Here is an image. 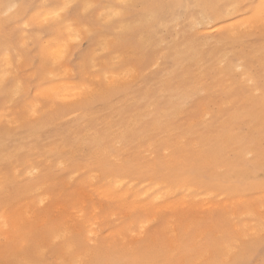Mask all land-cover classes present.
<instances>
[{
    "label": "bare ground",
    "instance_id": "bare-ground-1",
    "mask_svg": "<svg viewBox=\"0 0 264 264\" xmlns=\"http://www.w3.org/2000/svg\"><path fill=\"white\" fill-rule=\"evenodd\" d=\"M108 0H104V2L105 3H109L111 0H109V2H107ZM114 1V0H113ZM112 1V2H113ZM119 1V0H118ZM117 0H116V2H118ZM150 0H129V2L131 3V4H133V5H137V6H140V4L141 3H143V5L139 8V7H133L132 8V10H131V15H134V13L135 12H138L139 13V11H140V9H143V12L145 13L148 9H146L145 8V5H148V6H151V8H150V10H152V11H154L155 13H156V16L154 17V19H153V21L150 23L152 26H151V29L153 28V29H155V31L157 30L158 31V29H159V32H157V34H156V32L155 31H151V29H149L150 27L149 26H147L148 27V29H149V31L151 32V33H149V35L150 36H146V35H148V33L147 34H143L142 32V30H144L145 28H143L141 31L140 30H138V32H139V34L138 35H140L139 37H141V34L142 35H145L144 37L147 39L148 37L150 38V37H158V38H160V39H162L161 41H163V38H164V44H165V41H166V43H167V38H166V40H165V37H166V33H168L167 32V30H169L168 28V26L167 25H169V24H172L173 22V19H174V21L175 20H177V23H178V25L180 24L179 22L181 21L180 19H182L184 16H187V15H190V17H191V20H192V22H190L192 25H194L196 28L197 27H200V25L201 26H203L204 28H206L207 29V31L208 32H211V29H210V25H212V24H214L218 19H220V18H222V12H221V8H220V6L221 5H223V4H226V3H228L229 2V0H189V1H184V2H182V0H181V2L183 3V8L182 9H177V8H174V7H171V5H174L175 3H177V0H166L165 2H161V4L158 2V0L156 1V0H152V1H150ZM7 2V0H0V4H3V3H6ZM84 2L85 3H96V2H99V0H84ZM111 2V3H112ZM115 2V1H114ZM147 2V3H146ZM144 13H142L141 11H140V16L139 15H135V17L136 16H139L140 18H138V17H136V18H138L139 20H140V22L138 21V19H136L135 21H138V27H140L141 25H143V23H144V21H143V16H144ZM136 14V13H135ZM168 16H170L171 17V19H172V21L171 22H169V21H166V18L168 17ZM178 20H180V21H178ZM186 20H188V19H186ZM164 21H166V22H169V24L168 23H166L165 24V26H166V30H165V35L164 34H161V35H158V33L160 34L161 32H160V30H161V27H156V26H154V24L156 23V24H160V25H162V29H164L163 28V25H164ZM164 22V23H163ZM185 22V21H184ZM184 22H182V23H184ZM181 23V24H182ZM150 24H148V25H150ZM159 25V26H160ZM177 25V24H176ZM199 25V26H198ZM154 26V27H153ZM174 26H175V23H174ZM147 27H146V29H147ZM168 27V28H167ZM170 27H171V25H170ZM176 27V26H175ZM189 27H190V25H189ZM192 27V26H191ZM195 27H193L192 28V30L195 28ZM178 28V27H177ZM195 28V29H196ZM204 28H201L200 27V29H204ZM138 29H140V28H138ZM147 29V30H148ZM179 29H181V28H178V29H176L175 28V32H179L178 30ZM191 29V28H190ZM198 29V28H197ZM191 30V31H192ZM145 31V30H144ZM187 31V30H186ZM197 31V30H196ZM202 31V30H201ZM205 31L206 30H204V33H205ZM137 32V33H138ZM146 32V31H145ZM144 32V33H145ZM148 32V31H147ZM152 32H155V36H154V34H152ZM163 32V31H162ZM170 32V31H169ZM203 32V31H202ZM201 32V33H202ZM164 33V32H163ZM184 33V31H182V35L184 36V42L181 40V38L183 37H181L180 38V41H182L184 44H186L187 43V47L186 48H184V46H186V45H184L183 44V46H182V49L184 50V49H186L187 50V48H188V50L190 49V48H192L191 49V51H193V52H190V51H185L186 52V54L188 53H194V52H196V51H198V53L201 51V53H200V56L198 57V53H195V54H193V55H191L192 56V59H194L195 58V60H196V58L198 57L199 58V60L201 61L199 64H200V66L198 65V58H197V63H195L194 65L196 66V65H198L199 67H198V69H199V71H198V69L195 67V66H193L194 68H195V70H197L198 71V73L197 74H199L201 77H203L202 75H203V71H205V69L203 68V65H205V64H209L210 65V67L209 68H211V61L209 60V62L207 63V62H205V60H204V56L202 57V54H203V52H202V50L205 48V46H208V44H209V46H210V44H215V43H217V42H213L212 40V42L209 40V39H206V36L208 35H210L211 33H207V35L206 34H204V35H206L205 36V39H204V37H202V36H200V37H202L203 39H201L200 37H196L195 36V34H197V32L196 33H194V30H193V33H194V35L193 34H189V33H187V37H188V35H190V38L192 37V35L194 36V41L197 43L198 42V40H200L201 39V41L202 42H198L197 44H199L200 45V47H201V49L199 48V45H198V48H197V44L195 45L194 43V41H193V38L192 39H190L189 37V41H191V43H192V41H193V43L192 44H194V45H192L193 47H196L197 48V50H195V48L193 49V47H191V45H190V42L189 41H187L186 39H187V37L185 38V34H183ZM186 33V32H185ZM198 33H200V31L198 30ZM175 34H177V33H175ZM174 34V35H175ZM212 34H213V32H212ZM211 34V35H212ZM138 35L136 36V34L134 35L133 34V36H135V38H137L138 37ZM152 35V36H151ZM162 35H164V36H162ZM174 35L172 36L173 38H169V40H170V43H168V45L170 46L169 48H167V51H168V49L169 50H175L174 48H173V43L174 42H176L177 41V37H176V40H174ZM178 35H179V33H178ZM197 35H199V34H197ZM210 35V36H211ZM163 37V38H161V37ZM168 36V35H167ZM181 35H179V37H180ZM207 36V37H208ZM130 37H132V36H130ZM130 37H127V38H130ZM143 36L141 37V38H139V40L140 39H145ZM196 37V38H195ZM127 38H125V40L123 41L124 42V44H125V48H123L122 47V45H121V47H122V52H125L126 54H127V58L129 59H127L126 58V55H125V53H122L121 52V50H119V52L123 55V56H125L124 57V59H123V57H120V58H122V61L124 62L125 60H127L128 62H131V60H130V54L128 55V52H133V54L131 53V57H134V60H132V62L131 63H133L136 67V71L134 72V70H135V68L133 69V70H131V69H127V70H125L124 71V69L125 68H127V64H126V62H124L126 65H123V66H126V67H124V68H122V70H121V72L123 71V72H126V71H131L133 74H132V76H133V78H135V75H138L136 72H138V70H137V67H138V69H139V71H140V67H139V65H137V63L138 62H140V61H143L144 59H142V60H140V58L143 56V58H145V56H146V54H145V50L148 52H146L148 55L146 56L147 58L150 56V53H152V52H154V51H156V49H155V47L154 46H157L156 44H158V48L157 49H159V47L162 45L161 44V42H159L160 41V39H159V41H158V38H156V39H153V38H151V40L149 41V38H148V40H147V42L149 41L150 42V44H152L151 45V47L149 46L150 44H149V42H148V46H147V43L145 42V44H146V46L147 47H150V49L149 48H147L146 47V49L144 48L145 47V44H144V41H146V40H143V42H142V40H141V42H137V41H135L136 39H132V40H129V43L131 42L132 43V45L134 46V44H135V42H136V44L138 43H141V44H139V45H143L144 44V47H142L143 49H145V50H142V51H140V53H138V51H136V50H138V48L140 47V49H142L141 48V46H139L138 44L136 45V46H134L135 48L138 46V48L137 49H135L134 47H133V50H132V45H130V44H128V40L126 41V39ZM133 38V37H132ZM198 38V39H197ZM107 39V38H106ZM173 39V40H172ZM156 40L158 41V42H156ZM179 40V39H178ZM261 40V39H260ZM259 40V41H260ZM126 41V42H125ZM134 42V44H133V42ZM174 41V42H173ZM255 40H253V42H254ZM263 43H264V41L263 40H261ZM260 41V42H261ZM156 42V44H154ZM169 42V41H168ZM173 42V43H172ZM178 42V41H177ZM177 42H176V44H177ZM188 42H189V45H188ZM127 43V44H126ZM143 43V44H142ZM160 43V44H159ZM171 43H172V48H171ZM181 43V42H180ZM256 43L257 42H255V45H256ZM120 44H122V43H120ZM123 44V45H124ZM164 44L162 45V46H164ZM178 44H179V42H178ZM246 44H248V43H245V45ZM253 44V43H252ZM251 44V45H252ZM259 44V43H258ZM257 44V45H258ZM262 44V43H261ZM127 45V46H126ZM128 45H130V46H128ZM166 45V44H165ZM182 45V44H181ZM181 45H179V47L181 46ZM242 45V44H241ZM254 45V44H253ZM254 45V46H255ZM190 46V47H189ZM217 46V47H216ZM218 46H220L219 45V43H217V44H215V46H212V50H209L208 48H207V50H209L210 52H212V54H213V56H211L209 53L207 54V56H211L209 59H213L214 57H216L217 58V56H214V53H213V50L215 51V49H217L218 48ZM243 46V45H242ZM260 44L258 45V46H256L255 48H254V50L251 52V53H253L254 54V51H255V53L257 54H255L254 56H252V54L250 55V51H251V48L249 47V48H247V46H246V48L249 50H245V48H244V46L242 47V50L244 51L245 50V52L246 53H244V54H247V52L249 53V54H247L246 56H247V58H248V60L249 61H251L250 59H251V57H248V55H250V56H252L253 58L252 59H254V58H258V56L260 55L261 57V60L262 61H264V59H262L264 56L262 55V54H264V49L262 50V52H260L261 51V49L262 48H264V44L262 45V46H260ZM118 47L119 48H121L119 45H118ZM127 47V48H126ZM175 47V46H174ZM176 47H178V45H176ZM204 47V48H203ZM215 47V48H214ZM119 48H117V49H119ZM128 48H131L130 50L131 51H129V49ZM163 48V47H162ZM203 48V49H202ZM214 48V49H213ZM244 48V49H243ZM258 48H261V49H258ZM116 49V50H117ZM124 49H125V51H124ZM153 49H155V50H153ZM161 49V48H160ZM160 49L158 50L159 51V53L161 52H166L164 55H166V57L164 56V57H161V54H160V61L159 62H161L162 61V58H163V61H164V59L166 60V58H168L167 56H169V54H168V52L166 51V50H163V49H166V48H163V49H161V50H163V51H160ZM180 49H181V47H180ZM180 49H178V48H176V54H174L173 53V55L172 56H169V58L171 57V59H173V60H176L177 59V57L178 58H180L179 59V63L180 64H182L183 62L184 63H186V64H188V62H189V65L188 66H190L194 61L190 58V55H189V58H187V56H188V54L186 55V54H183V53H185L184 51H183V53H182V49L180 50ZM199 49V50H198ZM233 49H235V48H230L229 50H227L226 49V51L224 50V52L223 53H220L221 51H223V50H221V51H219V55H220V57H221V55L223 56V57H225L224 58V60H223V58H217L218 60H216L217 62H224L225 63V65H223V63H222V65H221V63L220 64H215L214 66H217L218 65V67L220 68V66L219 65H221L222 66V68L224 67V68H229V69H231V71L233 70V68H239V67H244V69H245V71H247L246 73L251 77V79H252V85H254V86H252V85H248V84H246L247 82L246 81H243V83H245L246 85H244L243 83H242V81L241 80H239V77H237V75H235V70L233 71V72H231L230 70H228V69H226V70H224V68L222 69H220V70H222L223 72L224 71H228L227 73H225L226 75H228V77H230V79H231V84H232V86H233V83L234 82H236V80H237V82L238 83H240V85L239 86H237V87H241V86H243V88L244 89H242V88H240L238 91H242V90H244L245 92H246V90L245 89H247L248 87H250L251 89L249 90V91H247L246 92V94L248 93V94H250V91H252L253 92V94L254 95H252V92H251V95L252 96H257V98H258V96L259 97H263V91H264V89L262 90V88H264V85H263V87H259V86H257V84H256V82H255V78L256 79H258V76H260L261 75V73H264V66L262 67L263 69L261 70V64L258 66V68L261 70V71H263V72H260L259 71V69L257 68V67H255V65L257 64V63H259V59L260 58H258V61L256 60L255 62H256V64H255V62H254V64L255 65H253V62L251 63V62H249L250 64H252L253 65V67H255L254 69H256L257 68V72L259 73H257V72H255V74L257 75V76H255V74H253L254 73V71L255 70H253V71H249V70H251V68L249 69V70H247L246 68H248V63H247V67H245V66H243V64L241 63L242 62V60L244 59V57H246L244 54V57H240V58H238L237 60L236 59H232V58H229L228 56H229V54L231 53V55H233L234 53H236L237 54V56L239 55L238 54V52L239 51H241L242 52V50H239V48H236L235 50H233ZM241 49V48H240ZM255 49H257V50H255ZM128 50V52H126ZM136 52H135V51ZM151 50L152 52H150L149 53V51ZM181 52H180V51ZM195 50V51H194ZM205 50V49H204ZM179 51V52H178ZM228 51H229V53H228ZM115 52H118V50L117 51H115ZM134 52H135V55H134ZM142 52H144L143 54H141ZM177 52H178V54H177ZM258 52L259 53H262V54H259L258 55ZM136 53H138V54H140V57L138 56V55H136ZM155 53V56H153L154 54H152V56H150L149 58H151V57H155V62H156V59H157V61H158V56L156 55V52H154ZM169 53H170V51H169ZM243 53V52H242ZM241 53V54H242ZM120 54V55H121ZM145 54V55H144ZM197 54V56H195L194 57V55H196ZM215 54H216V52H215ZM119 55V56H120ZM134 55V56H133ZM170 55H171V53H170ZM176 55H178L176 58H175V56ZM181 55V56H180ZM186 55V56H185ZM218 55V54H217ZM218 55V56H219ZM112 56V55H111ZM138 56V57H137ZM157 56V57H156ZM162 56H163V54H162ZM182 56H184V57H186L183 61L181 60V58H182ZM241 56V55H240ZM110 57V56H109ZM118 57V56H117ZM138 59V62H137V59ZM174 57V58H173ZM183 57V58H184ZM194 57V58H193ZM200 57H201V59H200ZM110 58H112V59H114V57H110ZM109 58V59H110ZM148 58V59H149ZM215 58V59H216ZM226 58H228V60L227 61H225V59ZM250 58V59H249ZM147 59V60H148ZM188 59H191L192 61H188ZM240 59H241V62H239L240 61ZM115 60L117 61V62H120V60L121 59H116V57H115ZM149 60H151V59H149ZM148 60V61H149ZM178 60V59H177ZM176 60V61H177ZM180 60H181V62H180ZM239 60V61H238ZM245 60V59H244ZM243 60V61H244ZM248 60L246 59V61L248 62ZM102 62H103V65H101L102 64V62L98 65V66H100L101 65V67L103 66V67H105V65L106 66H108V64L111 62V64L114 62L115 63V61L114 60H112L111 61V59H110V61H107L106 62V60H104L106 63H104V61L103 60H101ZM122 61H121V63H122ZM133 61H136V62H133ZM175 61V65H176V67H178L179 68V70L177 71V70H174V68H175V65H174V67H171V69L170 68H168V69H164V71L163 72H169V74L167 73H165L164 75H165V77L166 78H164L163 79V77H164V75L163 74H161L162 76V82H163V80H164V83H165V85H166V82L168 83V79H169V83L171 84V82L170 81H172V79H173V81H174V78H172L173 76L174 77H176L177 76V78L178 79H180V80H178L177 78L175 79L176 80V83L178 82L179 83V81H181V78H182V80L184 79V81L185 80H187L188 79V81H189V75L187 76V77H189V78H187L186 76L185 77H182L183 75H184V70L186 71V68H183V71H182V69L180 70V67L184 64H182V65H180L179 63H178V61L176 62ZM186 61V62H185ZM188 61V62H187ZM215 61V62H216ZM252 61H254V60H252ZM262 61H260V63L262 62ZM109 62V63H108ZM116 62V63H117ZM147 61H146V58H145V61H144V63L142 62V64H143V66L142 67H144L145 66V64L147 65L148 63H146ZM153 62V65H154V61H152ZM159 62H156L157 63V65H159L160 64V66L162 67L163 65H161L162 63H159ZM173 62V61H172ZM192 62V63H191ZM202 62H205L204 64L202 63ZM229 62V63H228ZM108 63V64H107ZM116 63L113 65L112 64V67L113 66H115L116 65ZM131 63H130V65H131ZM136 63V64H135ZM141 63V62H140ZM140 63H138V64H140ZM159 63V64H158ZM178 65H177V64ZM191 63V64H190ZM211 63V64H210ZM110 64V65H111ZM166 64V62L164 63V65ZM214 64V63H213ZM212 64V65H213ZM228 64H229V67H227L228 66ZM263 64H264V62H263ZM109 65V67H111ZM117 65H118V63H117ZM116 65V66H117ZM129 65V66H130ZM151 66H152V64H150ZM149 65V70H151V73H152V69H154L155 68V65L153 66V67H151ZM179 65H180V67H179ZM208 65V66H209ZM115 66V67H116ZM119 67L121 66V64L119 63V65H118ZM117 66V67H118ZM148 66V65H147ZM166 66V65H165ZM184 66H186L187 67V65H184ZM208 66L206 67V69L208 70L209 68H208ZM213 66V67H214ZM257 66V65H256ZM131 67V66H130ZM129 67V68H130ZM159 67V66H158ZM192 66H190L189 68H187V72H185V74L187 75V74H190V76L191 75H193V77L194 76H196L195 77V82L194 81H192L194 78H192V76H191V78H190V80L192 81V84L191 85H194L195 83H196V81H197V83L199 82L198 81V79H200L201 77H199V75H195V74H193V73H195V71H191L192 69L194 70V68H193ZM212 67V68H213ZM250 67V66H249ZM252 67V68H253ZM131 68H133V65H132V67ZM146 68V67H145ZM148 68H146L147 70H148ZM151 68V69H150ZM157 68V67H156ZM172 68H173V70L177 73H179L180 72V74L178 75H175V73H174V75H172L173 74V70H172ZM192 68V69H191ZM212 68L211 69H209L208 70V72H207V70H206V74H210L209 72H211V71H213L212 73L213 74H210L211 75V78L214 76V78L217 80L220 76H221V74L223 73H221L220 72V70L219 69H215L214 68V70H212ZM171 70L172 72H170V71H168V70ZM177 69V68H176ZM188 69L190 70V71H188ZM143 69H141V71H142ZM147 70H145L144 69V71L146 72ZM156 70H158V69H156ZM165 70H167V71H165ZM200 70H202V71H200ZM217 70H219V72L217 71ZM72 71H74V70H72L71 69V67H68V66H65L63 69H61V74L63 75V76H65V77H71L74 73L72 72ZM154 71V70H153ZM181 71L183 72V73H181ZM196 71V72H197ZM214 71H215V73H216V71L219 73V75H218V73H216L217 74V76H215L216 74L214 73ZM81 72H83V74L82 75H85L84 77L86 78L87 76H88V78H91V77H89V75H87L86 76V74H88L87 72H85L84 73V71H83V69H82V71ZM121 72H115V73H111L112 75H115V76H117V77H120V76H122L123 75V72L121 73ZM145 72H143L142 71V73L141 74H139L138 75V77H140L141 78V76H143L142 74H145ZM189 72H192V73H189ZM200 72V73H199ZM253 72V73H252ZM73 73V74H72ZM139 73V72H138ZM148 73V71L146 72V74ZM149 73H150V71H149ZM150 73V74H151ZM231 73H233L232 75H233V77H232V75H231ZM146 74H145V76H146ZM205 74V73H204ZM141 75V76H140ZM148 75V74H147ZM171 75H172V77H171ZM180 75H182L180 78H179V76ZM226 75L223 77L224 79H225V77H226ZM230 75V76H229ZM132 76H131V78H132ZM169 76V77H168ZM198 76V77H197ZM206 76V75H205ZM209 76V75H208ZM208 76H207V78H208ZM235 76V77H234ZM263 76H264V74H263ZM262 75L260 76V78H263L264 79V77H263ZM135 78L136 80H140L139 78ZM216 77H218V78H216ZM236 77H237V79H236ZM131 78H129L130 79V81H131ZM142 78H144V76L142 77ZM159 78H160V76H159ZM168 78V79H167ZM187 78V79H186ZM206 78V77H205ZM205 78H201V79H205ZM206 78V79H207ZM211 78H209V81H210V79ZM214 78H212V80L209 82V83H213L214 84V87H215V89L217 90V89H219V88H222V87H224V85L223 84H226L227 82H228V80L230 81V79L229 78H227V80L225 79H223V78H221V79H219V80H217V82H216V80H213ZM259 78V79H260ZM129 79H124V80H121L120 81V83H122V82H125V81H127V80H129ZM135 79H133V82H135L134 80ZM166 79V80H165ZM200 79V81H202ZM205 79V80H206ZM234 81H233V80ZM241 79H242V77H241ZM151 80H154V79H151ZM223 81L224 83H221L223 86L221 87H219V88H216L218 85H216V84H218V81H219V83L221 82V81ZM142 81V82H141ZM155 81H157V79L155 78ZM160 81V82H161ZM184 81H182V82H184ZM187 81V82H188ZM190 81V82H191ZM213 81V82H212ZM264 81V80H263ZM133 82H130L131 83V85L133 84V86H134V83ZM140 83H143L144 81L141 79L140 81H139ZM139 82H137V84L139 83ZM152 82V84L154 85V81H151ZM154 82V83H153ZM160 82H157V84H160ZM161 82V84H164V83H162ZM186 82V81H185ZM202 82H204V81H202ZM202 82L200 83L199 82V84H196V85H202V86H199V87H197L198 88V90H200V88H202V87H205V85L204 84H202ZM126 83V82H125ZM125 83H123L124 84V87H125ZM128 84H130L129 83V81L127 82ZM169 83H168V85H169ZM173 83V82H172ZM189 83V82H188ZM187 83V84H188ZM204 83H207V82H204ZM209 83L207 84L208 86H209ZM216 83V84H215ZM237 83V84H238ZM242 83V84H241ZM64 84H65V87H66V89L67 90H69V91H75V89H74V87H73V85L75 84L74 83V81H72V80H67V81H65L64 82ZM127 84V86H126V88L127 87H130L129 85ZM137 84H135V86H137ZM147 84V83H146ZM145 84V85H146ZM149 84H151V83H149ZM148 84V86H147V91H146V96H147V93L150 91V89H151V86L152 87H155V85L153 86V85H149ZM181 84H183V83H181ZM181 84H180V86H178L179 88H181ZM187 84H186V86H187ZM221 84H219V85H221ZM228 84L230 85V83H227L226 85H227V87L228 88H230L231 86H228ZM262 84H264V83H262ZM120 86V89L122 88V86L123 85H121V84H119ZM139 85V84H138ZM141 85V84H140ZM139 85V86H140ZM174 85H176L175 83H174ZM190 85V87L191 88H193V89H191V90H197L196 88H194L193 86H191ZM204 85V86H203ZM206 85V86H207ZM258 85H259V83H258ZM161 86H162V88H163V86L164 85H160V88H161ZM185 86V83L183 84V88L182 89H184V88H186V86ZM195 86V85H194ZM207 86V87H208ZM212 87H213V85H211ZM246 86V87H245ZM248 86V87H247ZM0 87H2V85H0ZM123 87V88H124ZM148 87H150V89L148 88ZM211 87V90L213 89ZM226 87V88H227ZM254 87V88H253ZM258 87V88H257ZM116 88H118V87H116ZM131 88V87H130ZM130 88H127L128 90H130ZM145 88V87H144ZM156 88V87H155ZM155 88H154V91H155ZM159 89L160 91H158V93H160L161 91V96L163 95L162 93L164 92V89L166 90V91H168L169 90V88L171 89V88H173V87H169V88H163V89ZM174 88H176V92H177V87L175 86ZM173 88V89H174ZM253 88V89H252ZM261 88V89H260ZM107 92H108V94H107V92L104 94V92L103 91H105V90H103V89H99L100 91H99V93H97V94H101L102 95V97L104 96V98H106L105 97V95L107 96V95H109V97H112V95H110V93L109 92H111V94L113 93V90L115 89H109V88H104ZM133 89H134V87H133ZM132 89V90H133ZM137 89H139V88H137ZM182 89H180L181 91H182ZM188 89H189V87H188ZM224 89H225V87H224ZM238 89V88H237ZM237 89H236V91H237ZM101 90H103L102 92H103V94H102V92H101ZM116 90H118V89H116ZM152 90H153V88H152ZM180 90H178V93H176V95H171V94H169L170 92L171 93H173L175 90H173V91H171V90H169V95L167 94L165 97H164V99L163 100H165L166 99V97H167V104L169 105V104H171V105H173V106H175V107H173V106H170L169 108L167 107H165L164 109L162 108L161 109V107L160 108H158L157 106H155V108L154 109H152V106H153V104L155 105L156 103H153L152 101H156L157 102V100L160 102V96H159V99H158V96H157V98H156V96L154 95V98L152 97V103L151 102H149L150 100H151V98H150V100L149 101H147L148 103L145 105L146 107L148 106V104L149 103H151V107H150V109H149V106L147 107V109H149L148 111L150 112V110L152 109V111L154 110V112H153V114L152 113H150V114H148V112L147 113H144V112H146V110L147 109H145L144 107H142V109H143V113H144V116H146L145 114H147V115H149V117H150V115H153L154 116V120H153V117L151 118L152 119V123H154V124H147V126L149 125L150 127H155V128H157V129H155L156 131H158L159 129V127H160V129L162 130V129H164V128H161V126L163 125V124H160L161 122H163V120L165 119V121L167 122H165L166 124H167V127H166V125H165V131L164 132H170L171 133V136H169L170 135V133H169V135L167 134V136H165V137H170V138H168V140L170 141V140H174L175 141V139H177V142L175 141V143H173V146L175 145V144H177V146H174V147H176L175 148V150H172V149H170V150H168L169 148H171V146L170 147H168V145L171 143L172 144V142H174V141H171L169 144H167V143H165V144H167V146L166 147H164V146H162V144H161V147H163L164 148V152L165 151H167V154L168 155H166V157H165V155H163V154H161V152L160 153H158L157 155H156V153H157V149H160V151H162L161 150V147L159 146V147H157V145L156 144H158V143H160V139L161 138H159L160 136L161 137H163V140H166V139H164V135L166 134H161L159 137L157 136V137H155V135L157 134H154V137L156 138V140L159 138V140H157V141H159L158 143H151L150 144V141L149 142H147V140H146V142L144 143V142H141V141H143V140H141V136H144V134L146 133L147 134V137H146V135H145V139L146 138H148V136H149V133H148V131H155L153 128L150 130V129H143V130H145V133L143 134V135H141L140 133H142V132H140L139 130H137L138 131V134H136V132H135V130L136 129H138L139 128V125H137V126H135L138 122L136 121V120H140V124H141V120H142V115H143V113H142V115H141V117H138L139 116V113L140 112H142L141 111V109H139L138 110V108H141V107H137V110L135 109H133V110H131V113H133V111H135V113L133 114V115H135L136 116V114H138L137 115V117L136 118H138V119H134L135 117L131 114V113H129L130 115V117H134L130 122H129V125L127 126V124H128V121L130 120H128L127 119V121H125L126 123H124V121H123V118H121L119 115H121L119 112H117V110L118 109H120L119 108V106H118V109H117V107L115 106V108H114V110H115V112H117L118 114H116V113H113L114 115H115V117H114V115H110L113 119H117L118 118V116L120 117V120H121V122L123 121V123H120V120H119V123H118V125L117 124H115L114 122V120L112 121L111 119H109V118H106V116H108V114H106V113H103L102 114V112H103V105H102V108H101V113L99 112L100 110V108H98V112L101 114V116H99V117H96V121H97V125H98V120H100V122H102L101 120H103V119H100V118H106L105 119V121L107 122L108 120L107 119H109V124H108V122L106 123H102V124H108L107 126L109 127V132L107 133L106 131H105V134H104V136L105 135H107V137H108V134H109V138L111 137L110 136V131L112 130V135H114L115 133L116 134H118V135H114V138L116 139V141H118V143L119 144H125V146H123V148H125V149H123V148H121L122 146H120V148H118L119 146L117 145V148L115 149V147L113 146L114 145V143L116 142H113V140H111V139H114V138H111L110 140L113 142V145H111L110 147L111 148H108V146L107 145H109V144H107L106 145V143H108V142H105V146L103 145V139H104V137H103V135H100L99 134V132H98V130H96V129H98V128H96V127H91L90 128V126H88V127H86L87 129L88 128H90V130H93V131H91V132H97V133H94L95 135H93V134H91V132H89L88 133V135H85L84 134V132L87 130V129H84V130H82L81 131V129H80V132L82 133V135H81V133H80V135H79V133H78V135H76V137L78 136V138H77V140H76V138H75V136H74V134L76 133V131H79V129L78 128H81V127H79V126H82L81 124H83V126L85 127V122L87 123V119H91L92 117H93V115H97V108H96V110H94L93 108H91V107H89V108H91V109H89V114H87L88 116L90 115V113H93L92 112V110H94V114H92L89 118H86V121H85V119H84V117H86L87 115L85 114V113H82V111H83V109H81L82 111L81 112H79L78 113V110H80V107L79 108H77L78 106H80V105H82L81 107H83V103H81V104H79V105H77V104H75L76 106H74V105H71L70 104V106H68V107H75L76 108V111H77V114L76 113H74V114H76V115H78V114H80V113H82V114H84V115H86V116H84L83 115V117H79L80 119H83L84 121H82L81 122V120H79L80 121V125H78V123L76 124L77 125V127H75V128H77L76 130L73 128V130H74V133H73V136H74V138H75V142L74 141H72V143H71V141H70V143L72 144L71 145V147L69 146V144H68V146L69 147H67L66 145H63V143L65 142V141H63V137H64V135L65 134H67V133H65V134H63V137L61 136V138L60 139H62V142H60L59 140H58V138H57V143L59 142V143H61L62 145H60L59 144V146L58 147H56L55 145H58L56 142H55V145H53V146H55V147H50V144H48L49 145V148L48 147H46V145H44V147H45V149L46 148H48V149H46V150H42V152L43 151H45V154L44 153H41V148L39 149V152H38V148H37V146H35L37 149H34V147L33 148H30V145H32V144H30L29 145V148L30 149H28V147H24V144H23V142L20 144V143H18L17 141H19L20 142V140H22V139H24L25 140V138H26V134H30V132L32 133V134H30L31 136L33 135V133L35 132V131H39L40 129H36L37 127L38 128H40V127H42L43 125H46V124H44L43 122H47L48 121V123H49V126H48V129H50L49 127H50V121L46 118V120L44 121L43 120V118H45V115H47L48 113H50V112H54L55 113V111H53V110H50V111H48V113H47V111H46V113L47 114H44V115H42L43 117H42V122H39L38 120H39V118H37L38 120H31V126H32V124H33V122H36V123H38V124H36V125H40V127L39 126H36L35 124H34V126L36 127V128H32L33 130H35L34 132H33V130L31 129H27V130H29L28 132H22L23 134H25V135H23V134H20L19 132L20 131H18L17 129H15V128H19V129H23V127L21 126V125H23V124H21L20 126H19V124L20 123H24V126H25V124H26V126H25V128L27 127V124H30V122L28 121H26V123H25V120H19L18 122H19V124H18V122L13 126V123H15L16 122V117L18 116V114H20L21 112V110H22V108H21V110H20V108H19V106H18V109L17 108H15L14 107V105L16 106V104H11V109L9 108V106H10V103H9V101L10 102H13V101H15L14 100V98H12V97H10L11 99L10 100H4V101H7L6 103H4V101H2L0 104H2V105H0V117L1 118H3V117H5L6 116V114H3V111L2 110H4L3 108H6L4 111L6 112V110H7V108H8V110H9V113H11L10 111H12L13 109L12 108H15V110H14V112H19V113H16V114H13L14 112H12L11 114L14 116H12V120H11V122H9L7 119H5L7 122H8V124H7V122L5 121V120H3V121H5L4 123H2V121H1V123H0V125H1V130H0V133L1 134H3V133H6V130H5V128H6V126H8L9 125V127L10 128H13V129H15L16 130V132L18 131V133L22 136H25L24 138L23 137H20V140H19V138H18V140H16V141H14L16 144H20V145H15V147L13 146H8V144H7V140L8 139H6L5 140V138H4V136L3 135H5V134H3V135H0V136H2V137H0V195L1 196H7L8 197V194L10 193V190H11V188H13L14 186L15 187H17V192H19L18 191V189H21L22 191H24V193H29V194H22L21 192H19V193H21L22 195H24L25 197H24V199H22V200H18V206L16 205V203L14 204V205H11V203H10V201L11 202H13L14 201V198L13 199H11V197H10V201H9V197H8V200L7 201H9V203L8 202H6L5 201V204H4V202H3V200H4V197L2 198V199H0L1 201H0V204H1V202H3V206H0V264H35V262H37V261H45L46 262V264H55V262L57 261V260H59V259H61V258H63V259H65V260H68V259H71L72 257L68 254V251H67V249H68V245L65 243V242H63V241H60V242H57L56 240H55V235H54V233H55V231L56 230H58V229H60V228H63V227H68L69 228V230L71 231V233L73 234V237H75V239H73L72 241H71V247H72V249H73V252L76 254V255H82V256H84L86 259H87V261H88V264H171V261H169V262H166V261H163V260H160V258L162 257L161 255V253L159 252L160 250H158V248H157V244H158V240H157V237H156V235L159 233V234H161V233H163L162 235H159V237L160 236H162L163 238L166 236L164 233H166L167 235H168V239H167V237H165L164 239H162V237H160L162 240H164L163 242H166V241H168V240H170L168 243L169 244H172L173 246L171 247V245L169 246L170 247V249H168L167 247H166V251L164 252V254H166V256L168 257V259H172V258H174L175 256L176 257H181L180 259L182 260V258L183 259H185V257H187V256H189V253H192L190 256H193L194 258H196V259H194V261L192 260V262L191 263H188L187 262V264H218V260H219V258H220V256H221V252H222V247H223V243H224V241L226 240V239H234V238H236V237H233V234L231 233V231H234V229H236V231H237V233H239V235L242 237V236H244L245 235V233L249 230V229H252V228H255V230L257 231V233L259 232V230H260V225L262 224V223H264V201H263V199H261L262 198V196L260 195V194H264V192H262V191H264V180H262V181H259V182H257V183H255L254 185L257 187L256 188V190H260L259 191V193L260 194H257V195H254V193L252 194V195H249L250 197L252 196V200H251V198L249 199V196H247V198H246V196L245 195H239L240 197H241V199H239L240 197L237 195V202L235 201V199H232L233 197L234 198H236L235 196H236V194L235 195H232V194H234V193H237V194H239L240 193V191H242V188H244L243 187V185H245L246 183H247V179L246 178H248V176H250L251 175V177H253V175L251 174V173H253V172H255L254 171V169H252V168H250V167H247V166H242L241 164H239V166L238 165H236V160H235V157H236V153H235V156L233 157L234 158V160L232 159V158H230L229 157V155H227L230 151L228 150V153H226V155H224V154H222L223 153V151H224V153H225V149L223 150L222 149V147H226V148H229L230 149V147H228V145L230 146L231 144H233V145H231V147H233L234 146V144H235V146L234 147H236V148H234L236 151H238L240 154H239V156H237V158L238 159H240V157H242V156H246V154H247V156H249L247 159H249V160H251V158L252 159H256V161H257V164L259 165V166H264V147H260L261 149H258V147H257V143L259 142V140L261 139V137L262 136H264V130L262 131L263 133H261L260 135L261 136H259V137H257L256 138V136H258V133H259V131H260V129H259V127L262 125V124H264V97L262 98V99H260V100H257L256 99V97L254 98V101L252 100H250L251 101V103H253V102H255V100H257L256 101V105L255 106H257L256 108H255V106L254 105H252L253 106V112L252 111H250L249 112V110H250V108H252L251 106L250 107H248L251 103H248V105L246 106L245 104H243L242 106L240 105V104H242L243 102H241L240 101V103H238L239 101H237L236 102V100H238V98H243L244 99V96L246 95H243V93H244V91H242L243 93H241L242 95H243V97H242V95H240L239 93L240 92H238L237 91V93H236V95H239V96H235L234 95V97H237V99H234V100H232L231 98L233 97V96H229L228 95V93H227V91H226V93H227V95L229 96V98L227 97V99H229V100H231L232 101V103L231 104H233L234 103V101L236 102V104H239V106H238V108H237V105H234V106H236V110H237V112H238V109L239 108H245V109H247L246 107H248V110H246L247 111V113L245 112L244 113V111H242V114L244 113V115L246 114H248L249 115V113H251L252 112V114L253 115H251L252 116V119H254V121L253 122H256L255 124H257L258 122H261V123H258L260 126L259 127H257V128H254V126H255V124H252L253 122H251V118H250V115H249V117H248V115L246 116L245 115V118L246 117H248L249 119V123H251L252 125H254L253 126V129L254 130H256L255 132H257V129L259 130L258 131V133H254L256 136H255V138L256 139H259L258 140V142L257 143H255V141L254 142H251V143H249V142H247V146H245L246 145V143L244 144V146H243V144H242V141L244 140V138L243 139H240V138H242V136L241 135H243L242 133L240 134V130H241V128L240 127H238V126H240V125H238V124H240L242 121H239L238 123H236V125H237V129L239 128V130H235V133H239V135H237V134H235L234 132H231V130L230 129H232V127H227V128H229V129H224L225 131H223V132H225V133H223L222 134V130H219V132L221 131V134H219V135H224L225 134V137L226 136H228V135H226V133L228 134V132H227V130L229 131L230 130V133H232V134H229V136L228 137H223V138H225V140H226V146H225V141H224V143H222V144H224V145H222V146H220L221 145V143L219 142L220 140L219 139H221L220 137H219V139H218V137H215L216 136V133L215 132H217V131H213V133H215V135H212L211 134V132H212V130L211 129H215V125L218 123L219 125H217L218 127H219V129H222V128H220V126H222L223 128H226V127H224L222 124H220V120H221V118L219 119L218 118V116H217V118L219 119V120H217V118H215L214 117V119H216V123L214 122V120H212V122L214 123L213 125H210V126H213V127H206V128H208L209 130H207V132H208V134L210 133L212 136H209L208 137V139H204L203 137H205L206 135H207V133H206V135H205V133L204 132H206V131H204V132H201L200 134H202V133H204V136L202 137V135H201V137H202V142H201V137H198V139L200 140L198 143L196 142V141H194V137L192 138V136H190V135H188L186 138L188 139V141L186 140V138L184 137V136H182L183 134L182 133H180V134H182V135H177L176 136V138L174 139V133H177L178 131L176 130V128H177V126L176 125H178L177 123L179 122V120H181L180 118H182V117H184V118H189L190 116L192 117H190L191 118V120L190 119H183L186 123H188L189 122V124H191L190 123V121H192L193 120V118L196 120V118H195V115L193 114V113H195V111H197L199 108H201L202 110H203V114H204V116H208V114L209 115H211L210 113H209V111L207 110V109H209V106H208V103L206 102V104H207V106L205 105V104H203V103H205L204 101H207L208 100V102L210 103H212V101H213V103H212V105L216 102V99H215V101H214V98H217V96L215 95L214 96V93H213V95H211V91H209V94L211 95V99H212V97L214 96V98H213V100H209L210 98V96L209 95H206L205 93H208V92H204L203 93V95H206V97H208V99L207 100H205L204 99V96H201V94L200 95H197V96H200V99L202 100H204V101H201V106L202 107H200V106H198L197 104H195V105H197V107H199L198 109L196 108V109H194V107H193V110H195V111H191V109H192V107L189 109V108H186L188 111H191V113L190 112H187L188 114V116H186L185 114H183V115H185V116H180L179 117V120H178V117L177 118H175V121L174 122H176V119H177V123H174V122H172L171 121V119L170 118H172V117H174V116H172V115H170V114H173V113H177L178 114V112L177 111H179V109H181V108H179V104H181V103H179V101H181V99H182V97L180 96L181 94H182V92L184 93V91L186 92V90L187 89H185L184 91H180ZM190 90V89H189ZM188 90V91H189ZM202 90H204V89H201L200 90V92H202ZM223 90V89H222ZM259 90H261V91H259ZM98 91V90H97ZM141 91V90H140ZM154 91H150L151 93H155L156 95L158 94V93H156V92H154ZM207 91V90H206ZM229 91V90H228ZM233 91H235V88H233ZM232 90H231V92L232 93H235V92H233ZM258 91V92H257ZM101 92V93H100ZM126 92V91H125ZM137 92H139V91H137ZM179 92L181 93V94H179ZM194 93H193V95L191 94V95H189L188 96V94L189 93H186L187 94V96L188 97H192V96H196V91H193ZM200 92H198L197 91V94L198 93H200ZM212 92H213V90H212ZM218 92V91H217ZM223 92H224V90H223ZM259 94H257V93ZM259 92H262L263 94H261L260 95V93ZM124 93V92H123ZM127 93H128V95L130 94L129 93V91H127ZM166 93V92H165ZM164 93V94H165ZM192 93V92H191ZM125 94V93H124ZM133 94V93H132ZM132 94H130L129 96H132ZM134 94H136V98H137V93H134ZM133 94V95H134ZM185 93L184 94H182V96L184 95H186ZM220 94H222V92L220 91ZM219 93L217 94V95H220ZM257 94V95H256ZM114 95H115V93H114ZM127 95V94H126ZM126 95H124V98H122L123 100L121 101H119V102H123L124 104L126 103V102H128L127 100H130L129 101V103L131 104V99H126L125 101H124V99H125V97H126ZM145 95H143L142 94V96L140 95V97H139V99L140 100H136V98L133 96V99H135L138 103H140V101L142 100V98L144 99L146 96ZM224 95V96H223ZM222 96L223 97H226L227 95H225V93L223 94ZM250 95V97H248V95H246L245 96V100H248L247 99V97L249 98V99H253V98H251L252 96ZM96 96V95H95ZM100 96V95H99ZM117 96H119V95H117ZM120 96H123V94L121 95L120 94ZM128 96V97H129ZM143 96H145V97H143ZM168 96H171L172 98H174V97H176L175 99H173V101H172V99H171V97H169L170 99H169V101H170V103H169V101H168ZM174 96V97H173ZM183 96V97H184ZM187 96H185L184 98H186ZM194 96V98H193V100H190L188 97H187V100H185V99H182V101H183V103H186V101L187 102H189V101H192V102H195L196 101V99H198L199 97H195ZM222 96L221 97H218V98H221V100H223V102L225 101V100H227L226 98H223L222 99ZM98 97V96H97ZM116 96H114V98H115ZM163 97V96H162ZM179 97H181V99H179V101H178V103H176V104H174L175 103V101H177L178 99L177 98H179ZM203 97V98H202ZM92 97H90V99H91ZM93 98H95V97H93ZM92 98V99H93ZM107 98H108V96H107ZM113 98V99H114ZM120 99V97H117V98H115V100H114V103L112 102H109L110 103V105L111 106H109L108 107V105H105L106 107H108V108H110V107H112L113 108V105L112 104H116V103H118V102H116L115 103V101L117 100V99ZM127 98V97H126ZM87 99V98H86ZM112 99V100H113ZM146 99V98H145ZM195 99V100H194ZM200 99H198V102L197 103H200ZM225 99V100H224ZM242 99V100H243ZM105 101H106V99H104ZM111 100V99H110ZM111 100V101H112ZM134 100V101H135ZM162 100V99H161ZM184 100H185V102H184ZM240 100V99H239ZM88 101H90V102H88ZM88 101L86 102V100H84L83 102H84V105H86V103H89V105H90V103H91V101L92 100H89L88 99ZM135 101V102H136ZM143 101V100H142ZM171 101L173 102V104L171 103ZM244 101V100H243ZM249 101V102H250ZM86 102V103H85ZM93 102V101H92ZM107 102V101H106ZM106 102H104L105 104H107ZM136 102V103H137ZM220 102H222V101H220V99H219V101H217L216 102V104L217 103H219V104H217L218 106L220 105ZM228 101H226V103H227ZM248 102V101H247ZM246 101H244V103H247ZM14 103H16V102H14ZM103 103V104H104ZM121 103H118L119 105L121 104ZM128 103V104H129ZM137 103V104H138ZM166 103H164V104H166ZM183 103L181 104V105H183ZM225 103V102H224ZM229 103V102H228ZM227 103V104H228ZM3 104L5 105H7V106H4L3 107ZM117 104V105H118ZM161 104H163V103H161ZM163 104V106H166V105H164ZM223 104V103H222ZM222 104H221V106H222ZM231 104H229L228 106L229 107H231L232 105ZM254 104V103H253ZM167 105V106H168ZM186 105V104H185ZM185 105H183V106H185ZM187 105H189L188 103H187ZM193 105V103L191 104V106ZM210 105V104H209ZM211 105V106H212ZM215 105V104H214ZM217 105H215V107H217V109H215L214 107V109H212L211 110V108L209 109V110H211V113H212V111L214 110H216V114H217V110H218V113H219V111H224L225 110V108L227 109L228 108V106L227 107H225L224 108V106H225V104H223L224 106L222 107V108H224V110L222 109H220ZM2 106V107H1ZM13 106V107H12ZM98 106H100V105H97V106H95V107H98ZM126 106V105H125ZM124 106V107H125ZM203 106H206V107H208L206 110H204L203 109ZM101 107V106H100ZM105 107V108H106ZM121 108H122V106H120ZM154 107V106H153ZM176 107H177V109H176ZM196 107V106H195ZM2 108V109H1ZM74 108V109H75ZM185 108H183L182 107V109L183 110H181V112H183L184 113V111H185ZM234 108V107H233ZM233 108H231L232 110H233V112L234 111H236V110H234ZM242 108V109H243ZM67 110H68V108H66ZM72 108H69V110L70 111H72L71 110ZM73 109V110H74ZM78 109V110H77ZM87 108L86 109H84V111L86 110V113H88L87 112V110H88ZM117 109V110H116ZM122 109H124V111H125V108H122ZM145 109V110H144ZM157 109H160L159 111H157ZM230 109V110H231ZM244 109V110H245ZM20 110V111H19ZM61 110V109H60ZM65 110V109H64ZM63 110V111H64ZM68 110V112H70ZM106 110H109V109H106ZM105 109H104V111H106ZM200 110V109H199ZM198 110V111H199ZM232 110H231V112H232ZM241 110V109H240ZM59 110H57L56 111V113L58 112ZM62 111V110H61ZM61 111L60 112H58L57 114H58V117H55V116H57L56 115V113L54 114V113H51V114H48L47 116H50V115H52L53 116V114L55 115L54 117H52L51 118V116L49 117L50 119H55L56 120V122H58L57 121V118L58 119H60V118H62V119H60V120H64V119H69V116H72V114H73V112L75 111H72V112H70L69 113V115L68 114H66V115H68V116H66L65 117V115L63 116V117H61V116H59V113L61 114V115H63V111H62V113H61ZM83 111V112H84ZM91 111V112H90ZM136 111H139V112H136ZM157 111V112H156ZM163 112V114H165V116H163V118L164 119H162V120H160L161 122H159V121H155V119H157V117L156 116H158V117H160L161 115H163L162 114V112ZM196 112V113H201L202 114V112ZM213 111V112H214ZM2 112V113H1ZM4 112V113H5ZM8 112V111H7ZM95 112H97L96 114H95ZM107 112V111H106ZM110 112V111H109ZM112 112H113V109H112ZM126 112V111H125ZM125 112L123 113V114H125ZM158 112H161V115L160 114H158ZM227 112H229V111H227L226 110V114L225 115H229V116H231V114H230V112H229V114H227ZM237 112H234L235 113V115H236V117L235 118H237V120L238 119H241V118H243L244 119V117L242 116V114H238ZM249 112V113H248ZM98 113V114H99ZM108 113V112H107ZM127 113V112H126ZM167 113L170 115V117H169V115H167ZM215 113V112H214ZM214 113H212V115H216V114H214ZM222 113V115H223V112H221ZM221 113H220V115L219 116H221ZM8 114V113H7ZM71 114V115H70ZM73 114V115H74ZM82 114H80V115H78V116H82ZM99 114V115H100ZM106 114V115H105ZM155 114V115H154ZM177 114H175V115H177ZM180 114V113H179ZM201 114H199V115H201ZM16 115V116H15ZM126 115V114H125ZM160 115V116H159ZM211 115V116H212ZM225 115L223 116V117H225ZM234 114H232V116H233ZM234 115V116H235ZM254 115L256 116V118H253L254 117ZM121 116H123V115H121ZM144 116H143V120L145 119V118H147V116L144 118ZM198 116V115H197ZM196 116V117H197ZM203 116V115H202ZM201 116V117H202ZM210 116V117H211ZM242 116V117H241ZM60 117V118H59ZM73 118H74V116H72ZM72 117H70V118H72ZM148 117V118H149ZM199 117V116H198ZM197 117V118H198ZM210 117H208V118H210ZM223 117H222V121H223ZM227 117L228 116H226V119H227ZM0 118V119H1ZM14 118V119H13ZM64 118V119H63ZM99 118V119H98ZM141 118V119H140ZM200 118V117H199ZM204 118V117H203ZM230 118V117H229ZM228 118V119H229ZM54 119L52 120L53 122V124H54ZM93 119V118H92ZM92 119H91V121H92ZM98 119V120H97ZM126 119V118H125ZM150 119V120H151ZM170 119V120H169ZM206 119H207V117H206ZM225 119V118H224ZM234 119V118H233ZM232 119V117H231V120H233ZM242 119V120H243ZM66 120V121H67ZM70 120V119H69ZM68 120V121H69ZM78 120V119H77ZM110 120H111V122H110ZM172 120H174V118H172ZM183 120H181L179 123H180V125H183L184 124V122L182 123V121ZM189 120V121H188ZM205 120V119H204ZM203 120V121H204ZM208 120V119H207ZM206 120V121H207ZM211 120L209 121V122H211ZM230 120V121H231ZM246 120V119H245ZM255 120H257V121H255ZM38 121V122H37ZM62 121H60V122H62ZM65 121V120H64ZM71 121H74V120H72L71 119ZM145 121H147V119H145ZM155 121V122H154ZM194 121V120H193ZM199 121H201V120H199ZM221 121V122H222ZM225 121V120H224ZM228 120H226L225 122H227ZM117 122V121H116ZM196 122V121H195ZM194 122V123H195ZM225 122H222L223 124H225ZM236 122V121H235ZM234 122V123H235ZM243 122H245L244 123V125L246 124V121H243ZM247 122V124H249ZM7 125H6V124ZM10 123H12V127L10 126ZM47 123V124H48ZM145 124H143V125H145L146 126V122H144ZM185 123V126L187 125ZM193 123V124H194ZM196 123H200V127H201V123H203V122H196ZM231 123H232V121H231ZM234 123H232V124H234ZM18 124V125H17ZM53 124H51V125H53ZM60 123H58V125H59ZM72 124V123H71ZM88 124V123H87ZM95 124V123H94ZM110 124L113 126V127H111L110 126ZM115 124V125H114ZM126 124V125H125ZM139 124V123H138ZM174 124V125H173ZM189 124L187 125L188 126V128H182V126H178L179 128H182V130H184L183 131V133L185 132V134H187V132L189 131V130H191V128H193V126H191V128L189 129ZM204 124V123H203ZM207 124V123H206ZM227 125H228V122L226 123ZM229 124H230V122H229ZM257 124V125H258ZM54 125H56V124H54ZM66 125V124H65ZM99 125H101L100 123H99ZM99 125H98V127H99ZM119 126V125H124L125 127L124 128H127V129H121V128H116L117 126ZM142 125V126H143ZM154 125V126H153ZM159 125H161V126H159ZM205 125V124H204ZM203 125V126H204ZM250 125V124H249ZM5 128H4V127ZM16 126V127H15ZM116 126V127H115ZM127 126V127H126ZM142 126H140V128L142 127ZM148 126V127H149ZM194 126H196V124L194 125ZM216 126V127H217ZM228 126H230V125H228ZM263 126V125H262ZM261 126V127H262ZM8 127V128H9ZM21 127V128H20ZM29 127H30V125H29ZM46 128H47V125L45 126ZM73 126H71V128H72ZM110 127H111V129H110ZM115 127V128H114ZM121 127V126H120ZM123 127V126H122ZM149 127V128H150ZM174 127H176V128H174ZM200 127H198V128H200ZM218 127H217V129H218ZM245 127V126H244ZM260 127V128H261ZM3 128H4V130H3ZM7 128V133H6V137L7 138H13L12 136H14V135H16V133H15V131L13 132V133H11L12 131H13V129L11 130V132L9 133V129ZM31 128V127H30ZM42 128H44V126L42 127ZM41 128V129H42ZM55 128V127H54ZM69 128H70V126H69ZM107 128V127H106ZM106 128H104V129H106ZM143 128H145V127H143ZM178 128V129H179ZM198 128H193L194 130H198ZM204 127H202V129H203ZM205 128V129H206ZM211 128V129H210ZM263 128V127H262ZM261 128V129H262ZM47 129V130H48ZM68 129V128H67ZM100 129V128H99ZM101 129L103 130V128H102V126H101ZM186 129H189L188 131L186 130ZM201 129V128H200ZM201 129V130H202ZM234 129H236V128H234ZM233 129V130H234ZM246 130L247 129H249V127H247V128H245ZM252 128H250V130H252L251 131V133H253V130ZM264 129V128H263ZM43 130V129H42ZM57 130V129H56ZM70 130V132H72L71 131V129H69ZM69 130L68 131H66V132H68V134H70L69 133ZM90 130H88V131H90ZM179 130H181V129H179ZM181 130V131H182ZM194 130H193V132H194ZM200 130V131H201ZM204 130V129H203ZM245 130V131H246ZM2 131H4V132H2ZM41 131V130H40ZM40 131L38 132V134L40 133ZM53 131V130H52ZM63 131V130H62ZM100 131V130H99ZM130 131H131V133H130ZM135 133H134V132ZM151 131V135H150V137L149 138H151L152 139V136H153V134L152 133H155V132H152ZM173 131H174V133H173ZM176 131V132H175ZM187 131V132H186ZM45 131L43 130V134H45L44 133ZM59 132V131H58ZM101 132V131H100ZM114 132V133H113ZM132 132H133V134H132ZM192 133L193 134V132L192 131H189V133ZM195 132H197V131H195ZM195 132H194V134H195ZM218 132V133H219ZM242 132V131H241ZM248 130L246 131V133L244 134V135H247L248 133H250V132H248ZM36 133V132H35ZM34 133V134H35ZM41 133H42V131H41ZM40 133V134H41ZM159 133H161V132H159ZM244 133V132H243ZM8 134H9V137H8ZM13 134V135H12ZM19 134H17V135H19ZM28 134V138L29 139H31V136ZM37 134V135H38ZM67 134V135H68ZM83 134H84V137H83ZM86 134H87V131H86ZM93 137V139H92V144L93 143H95L96 145H97V147H95L94 148V150H91V151H94V153H93V155L91 154V152H89V155L90 156H94V157H96V158H98L99 160L98 161H100L99 163H101V162H104V161H101V159H103L104 157H105V159H110V160H112V163H115L116 161V163H118L117 165H115L114 167H112V168H102V170H100V172H101V174L99 173H97V171H99V169L101 168V167H99V169L98 168H96V172H94L95 170H93L92 172H94V173H91L90 171L92 170H90V171H87L88 172V175L86 174V171H84L85 169H88L87 168V166H84V170H83V166H82V164H81V162H78V163H80V164H77L78 166H79V171H78V169L76 170V171H74L75 172V174H76V176H74L75 174H74V172L72 171V172H70V171H67V172H65V173H73V174H71L70 176H69V174L67 175V174H65V173H63L68 179H66V181H65V179H64V175L62 174L61 176L63 177V180H60V182L61 181H65V183L63 182V185H62V187L63 186H67V184H66V182H67V180H70V181H68L67 183H68V186L70 185V187L69 188H71L70 189V191H73V193L75 194V193H77V195L76 196H74L73 194H72V192H71V194L69 195L68 193H66L67 192V190L69 189L68 188V186L66 187L65 186V191L64 192H62V191H58V190H63V188H58V189H56L57 191H56V194L54 193H52V190L53 189H49L50 188V186H51V184L50 183H52L53 182V180L51 181V177L52 176H55V174L53 175L52 173L50 174V173H47L49 176H51L50 178H49V188H48V182L45 180V178H44V181H42L41 183H39V184H37L36 186H34V187H31V186H29V187H27V188H25V187H20L19 188V184H20V181L23 179V178H30V177H33L34 175H36V173H39V168L41 167V166H45V165H40L39 163L41 162V157L42 156H44L43 158L46 160L45 162H46V165L47 164H50L51 166H53L51 163H52V158H55L54 160L55 161H53V162H55L56 163V165L59 167V166H61V165H65L66 163H68L67 161L69 160V157H70V153H71V151L69 152V153H67L68 155H67V159H65L66 157L64 156V158L63 157H61V158H56V157H54V155H58V154H60V153H62V151H65L66 150V148L65 147H67V148H73V146H74V144H75V147H76V145L78 144L79 145V147L81 146V145H86V143H84V142H82V144H79L81 141H82V139L84 138V140L83 141H86L87 143H89L90 141H89V139L87 140H85V138L88 136H90V135ZM130 134H132L131 136H132V138H133V135L134 134H136L137 135V137H138V139H136L137 141L136 142H134V143H136L137 145L138 144H140L139 146H140V148H142V146H146L147 147V145H148V150H149V152H150V149H153V150H151V152L150 153H153L154 151H155V149H156V152L154 153V155H156V156H152V158L149 156L150 154L147 152L148 150H146L147 148L145 147L144 148V150H146V151H144L143 149H139V150H136L135 148H139V147H136V146H134L133 147V145H134V143H133V141H132V138H131V136H129ZM177 134H179V133H177ZM184 134V135H185ZM197 134H198V132H197ZM234 134L235 135H237V136H234ZM254 134H253V136H252V138L254 137ZM71 135H72V133H71ZM158 135V134H157ZM176 135V134H175ZM196 135V134H195ZM194 135V136H195ZM199 135V134H198ZM197 135V136H198ZM251 134H249V136H250ZM33 136H35V135H33ZM58 136V135H57ZM80 136H82L81 137V139L79 138ZM90 136V137H91ZM118 136V137H117ZM186 136V135H185ZM197 136H195V140H197ZM208 136V135H207ZM241 136V137H240ZM248 136V137H249ZM15 137V136H14ZM19 137V136H18ZM117 137V138H116ZM171 137H173V138H171ZM17 138V136L15 137V139ZM33 138V137H32ZM44 138V137H43ZM51 139H52V137H50ZM53 138H55V136H53ZM73 138V139H74ZM106 138V137H105ZM134 138H135V135H134ZM155 138H153L154 140H155ZM185 138V139H184ZM191 138V139H190ZM223 138H222V140H223ZM252 138H251V136H250V139L252 140ZM9 139V140H10ZM29 139H26V140H29ZM35 138H33V140H34ZM41 139V138H40ZM81 141H80V140ZM106 139H108V138H106ZM140 139V140H139ZM151 140L152 142L154 141V140ZM38 140V139H37ZM45 141H46V139H44ZM48 140H49V137H48ZM109 140V139H108ZM109 140V141H110ZM149 140V139H148ZM162 140V141H163ZM193 140V141H192ZM242 140V141H241ZM250 140V141H251ZM36 140H34V142H35ZM39 141V140H38ZM55 141H56V139H55ZM78 141H80L79 143H77L76 144V142H78ZM110 141V142H111ZM124 141V142H123ZM191 141H192V143H191ZM261 141V140H260ZM28 142V141H27ZM34 142H30L29 141V143H33L34 144ZM46 142H48V141H46ZM112 142H111V144H112ZM121 142V143H120ZM138 142V143H137ZM164 142V141H163ZM165 142H167V141H165ZM193 142H196L195 144L193 143ZM222 142V141H221ZM240 144V147H242V149L241 148H238L237 146H236V144H238V143ZM262 142H263V140H262ZM262 142H260V143H262ZM65 143H67V142H65ZM64 143V144H65ZM117 143V142H116ZM132 143H133V145H132ZM144 143V144H143ZM148 143V144H147ZM162 143V142H161ZM187 145V143L189 144V143H191L192 145L194 144V146L192 147V146H189V147H191V149L190 148H188L185 144ZM220 143V144H219ZM229 143V144H228ZM264 143V142H263ZM22 144H23V146H22ZM43 144V143H42ZM91 144V145H92ZM170 144V145H171ZM228 144V145H227ZM13 145V144H12ZM41 145V144H40ZM77 145V146H78ZM115 145V146H116ZM142 145V146H141ZM156 145V146H155ZM242 145V146H241ZM259 145V144H258ZM52 146V145H51ZM62 146V147H61ZM87 146V145H86ZM89 146V145H88ZM112 146L114 147V150L111 152V151H109L110 149H112ZM155 146V147H154ZM185 146L187 147V150H188V153H189V150H190V154H188L186 151L187 150H185ZM260 146V145H259ZM39 147V146H38ZM61 147V148H60ZM74 147V148H75ZM83 147L84 146H81V148H82V150H83ZM107 147V148H106ZM150 147V148H149ZM152 147V148H151ZM76 148H78V147H76ZM131 148H134L135 149V151L136 152H138L139 151V155H140V153H141V155L140 156H138V164H141L140 163V161H142L143 162V160H146L145 162H143V164L145 163L146 164V162L147 161H149V160H153L155 157L157 158V157H163L164 156V158L166 159L167 158V156H168V158L165 160L164 158L163 159H160L159 158V160L161 161V160H165V161H167V162H165L164 161V163L168 166V164L167 163H169V166H168V168H164V167H162L161 166V163H158L157 162V160L156 161H153V162H150V164L147 162V164L148 165H145L144 164V167H146L145 169H142V168H144V167H142L141 166V168H140V165H139V171H141V172H139V177L137 178V177H134L135 179H137V180H135V179H133V178H130V176L132 177V175H130L129 176V172H131V168H129L128 166H127V163L128 162H125L124 161V158H126V157H129V155L127 156H123V158L122 157H119L120 155L119 154H121V156H122V154H128V153H126V152H129V154L131 153V151H130V149ZM192 148L194 149L192 152L194 153L193 155H192V153H191V150H192ZM27 149V150H26ZM91 149H93V146L91 147ZM123 149V150H122ZM133 149V150H134ZM177 149V150H176ZM232 149V148H231ZM241 149V150H240ZM71 150V149H70ZM77 150H79V151H77ZM77 150H75V149H73V151H75L74 153L75 154H77L78 152H79V154H80V152L82 151L80 148H78ZM223 150V151H222ZM233 150V149H232ZM261 150V151H260ZM67 151H69V150H67ZM72 151V152H73ZM96 151V152H95ZM135 151H134V154H136L135 153ZM141 151V152H140ZM159 151V150H158ZM235 151V152H236ZM77 152V153H76ZM86 152H87V150H86ZM144 152V154H146L145 152H147L148 153V157H150L149 159H148V157L147 156H144V154H142ZM164 152H162V153H164ZM222 152V153H221ZM232 152V151H231ZM238 152H237V154H238ZM261 152H262V154H261ZM83 153V152H82ZM133 153V152H132ZM130 154V157H133V155L134 154ZM166 153V152H165ZM42 154V155H41ZM44 154V155H43ZM54 154V155H53ZM64 154V153H63ZM62 154V155H63ZM73 153H71V156H74V154L72 155ZM161 154V155H160ZM241 154H242V156H241ZM244 154V155H243ZM250 154V155H249ZM251 154H252V156H251ZM26 155V156H25ZM34 156V157H36L37 158V155H38V159H40L39 161L40 162H38V164H36V162L35 161H33V159L31 160V158H27V157H30V156ZM46 155V156H45ZM47 155H48V157H47ZM66 155V154H65ZM83 155V154H82ZM87 155V154H86ZM132 155V156H131ZM137 155L138 154H136V157H134L135 159H137ZM144 156V157H146L145 159H143L141 156ZM152 155V154H151ZM158 155H160V156H158ZM41 156V157H40ZM49 156L50 157H52V158H49ZM90 156H87V157H90ZM135 156V155H134ZM246 156V157H247ZM58 157H59V155H58ZM139 157H141L142 159L140 160L139 159ZM47 158V159H46ZM48 158L50 159V160H48ZM72 157H70V159H71ZM95 158V159H96ZM122 158V159H121ZM243 158V157H242ZM38 159H36V160H38ZM57 159V160H56ZM130 159H133V158H130ZM190 159H192V160H194L195 161V159H196V164L198 165V163L200 164L203 160L205 161V162H202V164H200L201 166H203V163H206L207 165L209 164V165H212V166H214V170L215 171H217L216 172V174L219 172L220 173V168H223V169H221L222 170V172L223 171H225V176L223 175V174H220L221 176L223 175L225 178L224 179H230L231 180V178H234L235 176L236 177H242V178H244V181H246V183L244 182V184L243 185H238V184H231V186L230 185H228V184H226L225 183V181H223V182H221V184H219L218 185V189H221V190H225V192H227L226 194H229L231 191H232V196L233 197H230V194H229V197L231 198V202H230V200H228V199H230V198H228V199H225V197L224 196H226V198H227V196L228 195H224L223 193H220L219 194V197L220 196H223L224 197V199H223V201H222V203H221V200H219V199H221V198H218L217 196H215V198H216V202H213V201H215V200H212L211 201V199H214L213 197H214V193H215V190H213V188H211V187H209L208 186V183H206V184H204V182L206 181H204L203 182V180H201L200 179V175H198L197 174V172H195L197 175H192V176H190V175H188L189 176V178L187 177V175L186 174H184V173H179L178 172V169L177 168H180V167H177V165H179V164H181V163H184V161H186V160H190ZM232 159V160H231ZM35 160V159H34ZM67 160V161H66ZM90 160H91V158H90ZM97 160V159H96ZM104 160V159H103ZM109 160V161H110ZM126 160V159H125ZM199 160V161H198ZM77 161V160H76ZM126 161H128V160H126ZM163 161H161V162H163ZM207 161V162H206ZM238 161V160H237ZM137 162H136V164H137ZM178 163L177 165H176V163ZM42 163V162H41ZM43 163H44V161H43ZM87 163H89L88 161L86 162V164ZM91 163H93V162H91ZM129 163H131V162H129ZM188 163H189V165H191V164H193V163H191V160H190V162H187V168H191L192 169V167H194L195 166V164H194V166L192 165V167L191 166H189L188 165ZM191 163V164H190ZM244 163V162H243ZM59 164V165H58ZM94 164H96V163H94ZM98 164V163H97ZM110 164H111V162H110ZM131 164H133V163H131ZM170 164H175L174 166L175 167H177V168H173V166H171ZM185 164V163H184ZM206 164H204V165H206ZM55 165V166H56ZM91 165H93V164H91ZM90 165V167H92ZM100 164H98V166H99ZM113 165V164H112ZM142 165V164H141ZM186 165H184L185 167H186ZM196 165V166H197ZM208 165V166H209ZM100 166H102V165H100ZM133 166H136V165H133ZM133 166H130V167H133ZM138 166V165H137ZM189 166V167H188ZM199 166V165H198ZM216 166V167H215ZM223 166V167H222ZM7 167L8 168H10V170H11V175H9L10 174V171H9V169H8V171L9 172H7ZM68 167V166H67ZM86 167V168H85ZM184 167V168H185ZM218 167V168H217ZM220 167V168H219ZM226 167V168H225ZM241 167H244V168H241ZM66 168V167H65ZM70 168H73L72 166H70L69 167V169ZM137 168V169H138ZM213 168V167H212ZM216 168H217V170H216ZM82 169V170H81ZM98 169V170H97ZM136 169V167L133 169L134 170V172L136 171L135 170ZM164 169L165 170H167L166 172H164ZM181 170H183L182 169V167L180 168ZM194 169V168H193ZM196 169V168H195ZM202 169H203V167H202ZM202 169H197L198 170V173H199V170H201L202 171ZM204 169H207L206 168V166H205V168ZM210 170H208L207 172H206V174H209L210 173V171H211V173H210V176L212 177V169L211 168H209ZM225 169H227V170H225ZM262 169H264V168H262ZM30 170H35V171H33V174L32 175H29L28 173H29V171ZM184 170H186V168L184 169ZM188 170V169H187ZM64 171V170H63ZM82 172V171H84L83 172V174L81 173V174H78V176H77V173L76 172ZM175 171H177L179 174H183V175H185L186 177H183V175L181 176V175H177L178 173H175ZM133 172V171H132ZM136 172H138V171H136ZM144 172V173H143ZM221 172V173H222ZM95 173H97V175L95 174ZM194 173V174H195ZM203 173H204V170H203ZM262 173L264 174V171L262 170ZM84 174H86V175H84ZM130 174H133V173H130ZM215 174V173H214ZM254 174V173H253ZM73 175V179H71V176ZM79 175H84L85 177L87 176V184H86V180H84V176L83 177H81V176H79ZM134 175H135V173H134ZM136 175H138V173H136ZM135 175V176H136ZM255 175L257 176V173H255ZM98 176V177H97ZM199 176V177H198ZM218 176V175H217ZM220 176V177H221ZM234 176V177H233ZM259 176V175H258ZM264 176V175H263ZM48 177V176H47ZM56 177V176H55ZM62 177L60 178V177H58L57 179H62ZM77 177H79V180L78 179H75V178H77ZM98 179H97V178ZM192 177V178H191ZM251 177H249V178H251ZM97 180H96V179ZM55 179V181L53 182V184L57 181L56 180V178H54ZM75 179V180H74ZM80 179H81V182H82V180L85 182H83V184H84V188L86 189V186H88V188L90 189V191L91 190H93L94 192H96L97 193V196H99L100 198H98L97 196V198L98 199H100L99 200V202H100V205H102L101 204V202L103 203V201H101V200H104V203H105V201H108V203H111L110 204V206L107 208V206L109 205H107L106 206V208H105V205H106V203H105V205L104 206H99V205H97V204H95V202H94V200H92V199H90V200H92V202L90 203L89 202V198H91V196L90 195H88V193L86 194L85 192H86V190L88 189H86V190H84L85 192H79V194H78V192L76 191V190H78V189H80V187L79 188H77V187H74V185H76V184H74V181H75V183H79L80 182ZM95 179V180H94ZM102 180L101 182H100V180ZM220 180H221V178H219ZM72 180H74V181H72ZM77 180V181H76ZM73 183H72V182ZM79 181V182H78ZM98 181V182H97ZM58 182V181H57ZM69 182H71L72 183V186H73V188L71 187V183L69 184ZM88 182H89V184H88ZM231 182V181H230ZM65 184V185H64ZM253 184V183H252ZM79 185V184H78ZM213 185V184H212ZM54 186H56V185H54ZM53 186V187H54ZM251 186V185H250ZM52 187V186H51ZM52 187V188H53ZM216 187V186H215ZM68 188V189H67ZM76 188V190L74 191L73 189H75ZM81 188H82V185H81ZM246 188V187H245ZM253 188H254V192H255V187L253 186ZM67 189V190H66ZM83 189V188H82ZM81 189V190H82ZM217 189V191H216V193L217 192H220V190H218ZM241 189V190H240ZM48 190H49V192H48ZM181 190H183V192L185 193H183L182 192V194L185 196H183L182 194H181V192L180 191ZM198 192V194H197V192ZM90 191H88L87 190V192H90ZM194 191V193H196V195H194V193H193V198H192V196L190 195V193L191 192H193ZM233 191H236V192H234L233 193ZM249 191L250 192H253V189L251 190V188L249 189ZM249 191H247V189L245 190V192H249ZM16 192V193H17ZM53 192H54V190H53ZM57 192L58 193H60V192H62L63 194L64 193H66V194H64V195H66V199H64V201L66 202H62L63 201V199L61 198L60 199V197H65V196H61V195H63L62 193L61 194H59L58 195V198L61 200H57V202H55L56 200H54L53 202L52 201H50L51 199L53 200V199H56V197H55V195L57 196ZM92 192V191H91ZM91 192H90V194H91ZM177 192V194H179L177 197H173L174 195H175V193ZM179 192V193H178ZM224 192V191H223ZM243 192H244V189H243ZM243 192H241L242 194H244ZM13 193V192H12ZM12 193H10V194H12ZM153 193H155V195L153 196L152 194ZM256 193V192H255ZM258 193V192H257ZM9 194V195H10ZM53 194V195H52ZM176 194V195H177ZM192 194V193H191ZM222 194V195H221ZM72 195V196H71ZM92 195V194H91ZM96 194H94V195H92V196H95ZM183 196V197H181V196ZM15 196V195H14ZM13 196V197H14ZM17 196H19V194L17 195ZM15 197V198H20L21 197V195L19 196V197ZM53 196L55 197V198H53ZM60 196V197H59ZM71 196V199L69 200L70 201V203L72 204V205H70L69 203L67 204V202L68 201H66L68 198L67 197H70ZM179 196H180V199H179ZM191 196V197H190ZM198 197V199L199 198H203V200L204 201H202L201 199L200 200H198L199 201V203L197 204V203H195V201H197V200H195L194 201V199H197V197ZM244 196H245V198H246V201L244 200L245 198H244ZM256 196H257V198H256ZM264 196V195H263ZM73 197V198H72ZM74 197H75V199H74ZM146 197H151L150 199H146ZM195 197V198H194ZM239 197V198H238ZM1 198V197H0ZM57 198V199H58ZM96 198V199H97ZM102 198V199H101ZM175 198V199H174ZM179 199V200H176V199ZM183 198V199H182ZM242 198H244V199H242ZM259 198V199H258ZM17 199H15V200H17ZM21 199V198H20ZM74 199V200H73ZM98 199H97V202L96 203H99L98 202ZM217 199H218V203H217ZM242 200L241 202L239 201V200ZM247 199H248V202H250L251 204H249L248 202H247ZM256 199H258V200H260V201H262L261 203H262V206H261V208H259L258 206H257V208H258V210H256L257 208H256V204L254 203L255 201L257 202L258 200H256ZM13 200V201H12ZM23 200H25V201H23ZM229 201V202H227V201ZM232 200H233V202L235 201V203H232ZM244 200V201H243ZM253 202H251V201ZM255 200V201H254ZM50 201V202H49ZM96 201V200H95ZM220 201V202H219ZM20 202H22L21 203V205L19 204ZM47 202H49V203H51V205H50V207L52 208H49V206L47 207V205H48V203ZM62 203V204H59V203ZM228 203V205H226V204H224V203ZM241 203V204H244V203H246V204H244V205H249V207L251 206V208H247V207H245V208H243L242 207V209H241V207H239L240 208V211H238L239 210V208H237L238 206V203ZM259 202V201H258ZM257 202V203H258ZM45 203L47 204V205H45ZM92 203H94V204H92ZM214 203H216V205L214 204ZM220 203V204H219ZM239 203V204H240ZM260 202L258 203V205H260L261 204ZM59 204V205H58ZM89 204L91 205V207L89 206ZM217 204L219 205L218 206V209H217V207L215 208V210H220L221 212H222V215H221V213H216V212H214V216H215V214H219V215H221L222 217L220 218L221 220H222V218L224 219V220H226L227 222L224 224V222L222 221L221 223H219L218 221H220V219L219 220H217L218 219V217H220L219 215H218V217H217V215H216V220L215 219H213L212 220V218H211V220L216 224V226H217V230L219 229V231H217V230H213L214 232H215V234L218 236H216L215 235V237H217V238H219V240H217L216 241V239L214 240V238L215 237H213V240H212V242L211 241H206V242H208V245H206L205 243H203V239H204V237H205V232L203 231V232H200L202 229H198V228H196V231H194L193 233H195V236L193 237V238H195L196 239V241H202L201 243H200V245L198 246V245H196V246H191V249H193V248H195V249H193V250H190V245H189V242H188V240H183L182 241V239L185 237V236H187L188 234H189V232H191L190 231V228L192 229V225L193 224H195V222L194 221H190V217H193V216H197V215H199V220H202L201 219V217H200V213L202 212L204 215L205 214H207V216H208V214H212V211H214L212 208H214V205L215 206H217ZM223 204H224V206L226 205L227 206V209H228V206H229V204L231 205H234V204H236V206H235V208H237V209H233L234 207L232 206V207H230L229 206V208H230V210L228 209V212H226L227 211V209L225 208L224 209V207H222L223 206ZM241 204H240V206H241ZM252 204H253V208H252ZM201 205V206H200ZM220 205H221V208L219 209V207H220ZM243 205V206H244ZM225 206V207H226ZM204 207V208H203ZM47 208H48V210H47ZM105 208V209H104ZM200 208H203L205 211H206V213H204L203 212V209H202V211L200 212ZM205 208H207L208 210L210 209L211 210V212H209L208 211V213H207V209H205ZM247 208V209H246ZM256 208V209H255ZM50 209V210H49ZM75 209H80V210H83V211H86L89 215H91V216H93V217H98L99 218V221H101L102 219L103 220H106V219H104V218H106L107 217V219H108V223H110L109 221H113L114 219V224L115 223H117L118 222V224H116V225H112V227H114V226H116L112 231H109V230H111V228H107V229H109L108 231L111 233V234H109V235H107L106 237L105 236H103V234H101L100 233V231L102 230V229H104L105 228V225H107V223L106 222H103V220H102V223H104L105 225H104V227L102 228V226L103 225H101V223H100V227L99 228H97L96 230H95V234H94V236L91 238V241L92 240H94V242H93V245H94V248H96V249H94L93 247H91L92 245L90 244V243H88L89 241H87V243H88V246L86 245V247H89V244L91 245L89 248H86V247H82V245H80L79 246V244H83V242H84V240H82V239H84V226H83V224H82V222H81V220H80V218L76 215V213H75ZM104 209V210H103ZM108 209V210H107ZM222 209L223 210H225L224 212L222 211ZM233 209V210H232ZM244 209H246V210H244ZM254 209V210H253ZM262 210L261 212H263V213H261V215H260V211L259 210ZM106 210H107V212H106ZM199 210V211H198ZM232 210V211H231ZM255 210H256V212H255ZM103 211H105L104 213H103ZM191 211H194V212H192L191 213V215L192 216H190L189 214H187V213H190ZM197 212V215L195 214L194 215V213H196ZM230 211V212H229ZM198 212H199V214H198ZM219 212V211H218ZM227 214H226V213ZM99 213H100V215L102 216V218L101 217H99ZM105 214L104 215V217H103V214ZM181 213H185V214H187L188 215V220L186 219V216L187 215H183V214H181ZM224 213V214H223ZM228 213H229V215H228ZM67 214H69V215H67ZM133 214H136L138 217H142L143 219H142V221L141 222H143L144 223V225H145V227H144V230H143V234L142 235H138L137 237H135V238H133V237H131L130 235H128L127 237H125V229H126V227L127 226H123V227H121V226H119L120 225V221H122L123 219H125L126 217H130V216H132ZM164 214H167V216L166 215H164ZM169 214V215H168ZM180 214L182 215V217L180 216ZM202 214V215H203ZM210 214V215H211ZM228 216V217H230V219H232V223H230V221H228V220H230L229 218H227L226 217V215ZM204 215L202 216V217H204ZM160 216H161V219L159 220V218H160ZM162 216L164 217H168V218H165L164 220H162L163 218H162ZM184 216H185V218H184ZM206 216V215H205ZM206 216V217H207ZM212 217H214L213 215H211ZM110 217V218H109ZM114 217V219H112ZM197 217L195 218V217H193V218H191V220H194V218L197 220ZM206 217H204V218H206ZM227 218V219H225V218ZM245 217V218H244ZM250 219H249V218ZM246 218H248V220L246 219ZM111 219V220H110ZM185 219H186V224H184V222H185ZM157 220H159V221H161V222H157ZM199 220H197L196 222H200ZM107 221V220H106ZM111 221V223H113ZM165 223H164V222ZM180 221H183V222H180ZM218 222V224H217V222ZM155 222H157V223H155ZM131 223V222H130ZM155 223V224H154ZM162 225H164L165 226V230L162 228V227H164V226H162ZM164 223V224H163ZM187 223H188V225H187ZM222 223H223V225H227L228 224V226L227 227H229V228H227V227H223V228H218V226H220L221 227V225H222ZM157 224V225H156ZM182 224H184L185 226H182ZM200 224V223H199ZM207 224V223H206ZM211 224H213L212 222L210 223V225ZM231 224H233V229H231L232 227V225ZM111 225V224H110ZM109 224L106 226V227H109L110 226ZM158 226L157 227V229L158 228H160V230H163V232H161V231H159V229L157 230V232H156V227H154V226ZM187 225V226H186ZM208 226V232H209V229H210V227L212 226ZM230 225V226H229ZM162 226V227H161ZM196 226H198V225H196ZM213 226H214V228H216L215 227V225L213 224ZM111 227V226H110ZM151 227H153V228H155V229H150ZM183 227H185L184 229H183ZM187 227V228H186ZM195 227V226H194ZM204 227V226H203ZM202 227V228H203ZM100 228H102V229H100ZM181 228H182V230L183 231H181ZM207 228V226L205 225V229ZM213 227H211V229H212ZM187 229V230H186ZM204 229V230H205ZM150 230H151V232L154 230V232H152V234L153 233H155V237L151 234V232H150ZM199 230V231H198ZM207 230H205L206 232H207ZM105 231V230H104ZM107 231V232H108ZM165 231V232H164ZM185 231V232H184ZM189 231V232H188ZM199 233H198V232ZM108 232V233H109ZM148 232H150L149 233V235H148ZM181 232H183V233H181ZM198 233V235H196L197 233ZM103 233V232H102ZM108 233H106V231H105V234H108ZM157 233V234H156ZM211 233H213V232H211ZM234 233V232H233ZM99 234H101V236L105 239V238H107L108 236L109 237H113V238H111V239H113L114 240V237H115V239H116V242H118L119 240H120V244L119 243H117V245L115 244V242H112L113 240H110L109 241V237L107 238V239H105L106 240V242L109 244V243H111L112 245H114L116 248H114V246H112L111 244H109V245H111L110 246V248H112L111 250H108V248H107V246L106 245H103L104 243L105 244H107L105 241H104V239H103V241H104V243H102L103 241H102V239H100V238H98V237H100L99 236ZM114 234V235H113ZM189 235H191V234H189ZM192 235H191V237H192ZM238 235V234H237ZM236 235V236H237ZM83 236V237H82ZM82 237V238H81ZM129 237V238H128ZM86 238V237H85ZM94 238V239H93ZM97 238L98 239H100L101 240V243H96L95 241H97ZM171 238V239H170ZM186 238V237H185ZM145 241H144V240ZM165 239H166V241H165ZM86 240H87V238H86ZM109 242H108V241ZM140 240H142V243L141 244H143L144 242L146 243V248H145V252L144 253H141V251H142V246H139L138 245V242L140 241ZM162 240H161V242H162ZM193 240V239H192ZM80 241V242H79ZM195 240H193L192 242L194 243L193 245H195V243L196 242H194ZM241 241V243H243V244H245V242H244V240L242 239V240H240ZM243 241V242H242ZM98 242V241H97ZM100 242V241H99ZM141 242V241H140ZM192 242L190 241V243H191V245H192ZM84 243H86V242H84ZM95 243L97 244V245H95ZM259 243H260V240H259V237L257 236V237H255V238H253L251 241H248L245 245H244V247L242 248V249H240L239 248V251L238 252H235V253H233V259L235 260V259H237V258H239V257H241V256H244L246 253H249V251H250V249H252L253 247H258L259 246ZM103 246H102V245ZM107 244V245H108ZM118 244H119V246L120 247H118ZM168 244V245H169ZM53 245H55V247H57L58 248V251H56L57 249L55 248V252H53ZM98 245H101V246H98ZM144 245V244H143ZM165 245V243L163 244V246ZM206 245V246H205ZM84 246V245H83ZM104 246H106V247H104ZM83 249H82V248ZM144 247V246H143ZM203 247H205V248H203ZM207 247V248H206ZM211 247H213V248H211ZM86 248V249H85ZM91 248V249H90ZM107 248V249H106ZM109 248V249H110ZM142 248V249H141ZM30 251L32 252V253H34L35 252V255L37 256H35L34 258H36V259H34L33 258V254H32V257L30 256L31 255V253H30ZM42 252H43V255H42ZM162 252V251H161ZM166 257V258H167ZM171 257V258H170ZM192 257V258H193ZM49 259H51V260H53V262L51 263V262H48V260ZM163 259H164V257H163ZM175 262V261H174ZM182 262V261H181ZM180 261H179V263H181ZM185 262V261H184ZM178 263V264H179ZM183 264V263H182ZM186 264V263H185Z\"/></svg>",
    "mask_w": 264,
    "mask_h": 264
},
{
    "label": "rangeland",
    "instance_id": "rangeland-1",
    "mask_svg": "<svg viewBox=\"0 0 264 264\" xmlns=\"http://www.w3.org/2000/svg\"><path fill=\"white\" fill-rule=\"evenodd\" d=\"M112 1H113V0H111V1L109 2V0H108L107 2L111 3ZM114 1H115V2H114ZM114 1H113L112 3H116V0H114ZM117 1H118V0H117ZM143 1H144V0H143ZM150 1H152V0H150ZM150 1H149V2H150ZM156 1H157V0H156ZM165 1H166V0H158V2H159L160 4H161V2H165ZM184 1H185V0H182V2H184ZM186 1H189V0H186ZM118 2H119V1H118ZM146 3H147V2H146ZM142 5H143V3L140 4L139 8H140ZM140 11H141L142 13H144V12H143V9H140ZM140 11H139V13H138V12H135L136 14L134 13V16H135V15H139V16H140ZM139 16H136V17L140 18L141 16H140V17H139ZM138 18H137V19H138ZM141 19H142V18H141ZM141 19H140V20H141ZM186 19H188V20H186ZM140 20L138 19L139 22H140ZM170 20L172 21L171 17L168 16V17L166 18V21L171 22ZM180 20H181V21H180ZM180 20H178V21H180V22H179V23H180L179 25H178V23H177V20L174 21V19H173V21H172V22H173L172 24H169V22L164 21V22H165V23L163 22V23H164L163 28L165 27L164 29H162V25H160V24H156V23L154 24V26H156V27H158V28L161 27V30H160L161 33H160V34L158 33V35H161V34H164V35H165V30H166V26H165V24H166V23L169 24V25H167V26L169 27V28L167 27L169 30H167L168 33H166V37H165V40H166V38H167V43H166V41H165V44H166V45L163 43V42H164V38H163V37L160 36L161 38H163V41H161L162 39L158 38L159 36H158V37L155 36V32H156V34H157V32H159V29H158V31H157V30L155 31V29H153V28L151 29V26H152L151 24L148 25V24L143 23V25H141V26L138 27V28H140V29H139L140 31H141L143 28H145L144 30H145L146 32H145L144 30H142V31H143L142 33H143V34H147V33H148V35H146V36H150L149 33H151V32L149 31V29H151V31H152V30L155 31V32H152V34H154L155 37H154V38H153V37H150V38L148 37V38H149V41L151 40V38H153V39L158 38V41H159V39H160L159 42H161L162 45L164 44V46L161 45V46L159 47V49H160V48H161V49L166 48V49H163V50H166V51H167V48L170 47V46L168 45V43H170L169 38H170V39L173 38L172 36H173L175 33H177V34L174 35V40H176V37H177V38L179 39V40L177 39V41L179 42V44H178L177 41H176L177 44H176V42L173 41L174 43H173V42H172V43H173V45L175 46V47H174V46L172 45V43H171V48H172V46H173V48H174L175 50H173V49H172V50H169V49H168L167 52H168L169 56H172L173 53L176 54V53H175V52H176V48L180 49V47H181V49H182V46H183V44L185 43V42H184L185 39H184V36L182 35V31H184L183 34L186 35L185 38L187 37V33H189L190 35H191V34L194 35V33L197 32V34H199V35L195 34V36H196V37H197V36H198V37L202 36V37H204V39H205V36L207 35V33H208V34H209V33L212 34V31H211V32H208L207 29L204 28V27L201 26V25H200V27H201V28H204V29H200V27H197V28H198V29H197V28L194 26L195 24L192 25L193 23H192V24L190 23V22H192L190 15L184 16V17H183L182 19H180ZM138 21H134V23L138 24ZM184 21H185V22H184ZM182 22H184V23H182ZM174 23H175V26H176V27L174 26ZM181 23H182V24H181ZM176 24H177V25H176ZM159 25H160V26H159ZM170 25H171V27H170ZM189 25H190V27H189ZM147 26H149L150 28L148 29ZM154 26H153V27H154ZM191 26H192V27H191ZM198 26H199V25H198ZM146 27H147L148 30L146 29ZM177 27H178V28H181V29L178 30L179 32H175V31H176L175 28L178 29ZM193 27L196 28V29H195V28L193 29V30H194V33H193V30H192ZM190 28H191V29H190ZM186 30H187V31H186ZM191 30H192V31H191ZM196 30H197V31H196ZM198 30L200 31V33H198ZM201 30H202L203 32H202ZM204 30H206L205 33H204ZM140 31H139V32H140ZM147 31H148V32H147ZM162 31H163L164 33H163ZM169 31H170V32H169ZM139 32H138V33H135L136 36L139 34ZM144 32H145V33H144ZM185 32H186V33H185ZM201 32H202V33H201ZM140 33H141V32H140ZM178 33H179V35H181L180 37H179ZM135 34H134V35H135ZM204 34H206V35H204ZM211 34H210V35H211ZM164 35H162V36H164ZM167 35H168V36H167ZM190 35H188L189 38H190ZM193 35H192V37H191L190 39L193 38V41H194V36H193ZM210 35H209V36L207 35V36L210 37ZM213 35H215V34L213 33L211 36H213ZM130 36H132L133 38L130 37ZM130 36H128V37H130V38H127V39H126V41L128 40V41H127L128 44L131 43V42L129 43V40H132V39H136L135 41H137V42H138V41L141 42V40H142L143 38L140 39V40H139V38H141L142 36L144 37L145 35H142V34H141V37H139L140 35H138L137 38H135V36H133V35H130ZM151 36H152V35H151ZM182 36H183V37H182ZM207 36H206V38H207ZM181 37H182V38H181ZM188 37H187V39H186L187 41H189V40H188V39H189ZM196 37H195V38H196ZM202 37H200V38L203 39ZM144 38H145V37H144ZM148 38H147V39H146V38L143 39V40H146V41H144V44H145V42H146V43H147V46L150 44L149 41H148L149 44H148V42H147ZM180 38H181V40H182L184 43H183L182 41H180ZM105 39H106V38H105ZM107 39H108V38H107ZM197 39H198V38H197ZM201 39L198 40V42H199V41L202 42ZM143 40H142V42H143ZM172 40H173V39H172ZM253 40H255V41H254V42H248V44H246V45H245V43H242V45L244 46V48H245L246 51L248 50L247 48H249V47L251 48V51H250L249 53H250V55L252 54V56H254V55L257 53V52L255 53V51H254V54L251 53V52L254 50V48H255L256 46H258L259 44H260V46H262V45L264 44V43L260 40V37H259V36L254 37ZM259 40H260L261 42H260ZM126 41H125V42H126ZM151 41H152V40H151ZM158 41L156 40V42H158ZM168 41H169V42H168ZM193 41H192V43H193ZM210 41H211V40H210ZM212 41H213V40H212ZM212 41H211V42H212ZM263 41H264V40H263ZM132 42H133V41H132ZM156 42H155L154 44H156ZM180 42H181V43H180ZM189 42H190L191 47H193L192 45H194V44L196 45V44L198 43V42L196 43L195 41H194V42H195L194 44H192L191 41H189ZM189 42H188V45H189ZM213 42H214V41H213ZM213 42H212V43H213ZM255 42H257L256 45H255ZM217 43H218V42H217ZM217 43H215V44H217ZM252 43H253L255 46H254ZM258 43H259V44H258ZM261 43H262V44H261ZM123 44H124V42H122V44H119V46L121 47V45H122V47L125 48V44H124V45H123ZM126 44H127V43H126ZM133 44H134V42H133ZM137 44H138V43H137ZM137 44H136V42H135L134 46H136ZM139 44H141V43H139ZM139 44H138V45H139ZM142 44H143V43H142ZM144 44H143V45H139V46H141V48H142V47H144ZM159 44H160V43H159ZM181 44H182V45H181ZM215 44H214V45H213V44H210V46H209V44H208V46H205V48L203 47L205 50L202 48V49H203V50H202V52H203L202 57H203V56L205 57V58H204L205 62L208 63L209 60H210V61L212 60L211 63H212V64L214 63L213 65L210 63V64H211V68H212L215 64H217V63L220 64V63L222 62V61H221V62H220V61H219V62L216 61V60H218L217 58L220 57V55H219V51L222 50V49H221V46H218V48L215 49V51L213 50L214 56H217V58L214 57L213 59H209L211 56H213L212 52H210L209 50H212L211 48H212V46H215ZM251 44H252V45H251ZM257 44H258V45H257ZM130 45H132V43H131ZM130 45H128V46H130ZM151 45H152V44H150L149 46L151 47ZM156 45H157V46H154L155 49H156V51H154V52H156V55H157V56H158V55L160 56V54H161V57H164V56L166 57V55H164L166 52H164L163 50L160 49V51H163V52H162V53H161V52L159 53V51H158L159 49H157V48H158V44H156ZM176 45H178V47H176ZM179 45H181V46L179 47ZM184 45H186V46H184V48H186V47H187V43L184 44ZM198 45H199V44H197V48H198ZM219 45H220V44H219ZM242 45H240V46L238 47L239 50H242V47H243ZM126 46H127V45H126ZM134 46L132 45V50H133V47H134ZM147 46H146V44H145V47H144V48L146 49ZM246 46H247V48H246ZM260 46H259V47H260ZM122 47H121V48L117 47V48H119V49H117L118 52H114L113 55L110 56V57H114V59L108 57V59L106 60V62H107V61H110V59H111V61L114 60L115 63H116V62H117V61L115 60V57H116V59H118V60L121 59L120 62H117L118 65H119V63H120L121 65H126V64L128 65V66L126 65L127 68H125L124 71L127 70V69H131V70H133V69L136 67L133 63H131L132 60H134V57H131V56H132L131 53L133 54V52L130 53V52H128V50L126 51V52H128V55L130 54V55H129V56H130L129 58H130V60H131V59H132V60H131V62H128L127 60H125L124 62L127 61L126 64H125V63L122 61V58H120V57H123V59H124V57H125V56H123V55L119 52V50H121V52H122ZM150 47H147V48L150 49ZM162 47H163V48H162ZM189 47H190V46H189ZM216 47H217V46H216ZM126 48H127V47H126ZM134 48H135V47H134ZM137 48H138V46H137L135 49H137ZM194 48H195V50H197L196 47H193V49H194ZM199 48L201 49L200 45H199ZM207 48H208L209 50H207ZM214 48H215V47H214ZM214 48H213V49H214ZM240 48H241V49H240ZM244 48H243V49H244ZM128 49H129V51H131V50H130L131 48H128ZM145 49H143V48L140 49V47H139L138 50H136V51H138V53H140V51L145 50ZM155 49H153V50H155ZM181 49H180V50H181ZM191 49H192V48H190V49L188 50V48H187L188 51L193 52V51H191ZM229 49H230V48H229ZM229 49H227V50H229ZM235 49H236V48H235ZM235 49H233V50H235ZM258 49H261V48H258ZM263 49H264V48H262L260 52H262ZM117 50H116V51H117ZM180 50H179V51H180ZM187 50H186V49H184V50L182 49V53H183V51L185 52V51H187ZM195 50H194V51H195ZM198 50H199V49H198ZM245 50H244V51L242 50L243 53H242L241 51H239V52H238V54H239L238 56H237L236 53H234L233 55H231V53H230L228 57H229V58H232L233 60H234V59L237 60V59L240 58V57L242 58V57H244V55L246 56L247 54H249L248 52H247V54H244V53H246ZM255 50H257V49H255ZM124 51H125V49H124ZM134 51H135V50H134ZM136 51H135V52H136ZM148 51H149V50H148ZM169 51H170L171 55H170ZM179 51H178V52H179ZM225 51H226V50H225ZM248 51H249V50H248ZM135 52H134V55H135ZM144 52H145V54H146V56H147V55H148V54H147L148 52H147L146 50H145ZM144 52H142L141 54H143ZM146 52H147V53H146ZM150 52H152V51L150 50L149 53H150ZM154 52L150 53V56H152V54H154L153 56H155V53H154ZM178 52H177V54H178ZM180 52H181V51H180ZM209 52H210L212 55H211ZM215 52H216V54H215ZM223 52H224V50L221 51L220 53H223ZM263 52H264V51H263ZM263 52H262V53H263ZM122 53H125V52H122ZM138 53H136V55H138V56L140 57V54H138ZM195 53H198V51H196V52H194V53H192V54H191V53H189V54L187 53V54H188L187 58H189V55H190V54L193 55V54H195ZM200 53H201V51L198 53V54H199L198 57L200 56ZM208 53H209L211 56H210V55L207 56ZM228 53H229V51H228ZM241 53H242V54H241ZM262 53H259V52H258V55H259V54H262ZM120 54H121V55H120ZM145 54H144V55H145ZM162 54H163V56H162ZM183 54H186V52L183 53ZM187 54H186V55H187ZM217 54H218L219 56H218ZM243 54H244V55H243ZM119 55H120V56H119ZM125 55H126V58H127L128 56H127L126 53H125ZM134 55H133V56H134ZM186 55H185V56H186ZM191 55H190V58L192 59V56H191ZM222 55H223V54H222ZM222 55H221L220 58H223V60H224L225 57H223ZM240 55H241V56H240ZM250 55H248V57H251V59L249 58L251 61L248 60L247 56L244 57V59H245V60L243 59L244 61L242 60V62H241V59H240V61H239V60H238V61L241 62V63L243 64V66H245V67H247V63H248V65H249L250 67L248 66V68H246V69L249 70V69L251 68V70H249L250 72L253 71V70H255L254 73L252 72L253 74H255V72H257L256 70H257V68H258V66H259L260 64L262 65V66H261V70L263 69L262 67L264 66V64H263L264 61L261 60V58H260L261 56L259 55L258 58H260L259 60L262 61V62L260 63V61H259V63L256 64L255 61H256V60L258 61V58H254V59H252L253 57L250 56ZM256 55H257V54H256ZM262 55L264 56V54H262ZM117 56H118V57H117ZM138 56H137V57H138ZM146 56H145V58H146V61H147L146 63H148V64H147L148 66L145 64V66L142 67V66H143L142 62L144 63V61H145V58H143V56L140 58V60L144 59L143 61H140L141 63L138 62V59L135 57V58L137 59V62L140 63V64H138L136 61H133V62H136L137 65H139V67H140L141 69H143V70H142L143 72H145L144 69L147 70L146 68H148L150 64H152V66L150 65L151 67H153V66L156 64V65H155V68L153 67L154 69H152V73H151V70H149V68H148V70H147V71H148V73H147L148 75L146 74L147 71L145 72L146 76H145V74H142V75L144 76V78H142L143 76H141V75H140L141 78L138 77V75L141 74L142 71H141V69H140V71H139V69H138V67H137V70H138L139 73L136 72L138 75H135V78L138 77L140 80L142 79V80L144 81L143 83H140V82H139L140 80H136V79L133 78V76H132L131 81H130V79H129V80L125 81L126 83H125V82L120 83L121 85H123L121 89H120V87H121L120 85H119L120 87L118 86V88H115V89L113 88V89H114V90H113V93L111 94L112 91L109 92L110 95H112V97H109V95H107L108 98H107L106 95H105L106 98H104V96L102 97L101 94H97V93H99V91H100V90L98 89L97 93L95 94L96 96H94L95 98L92 97L93 99H92V98L90 99V97H89V98L86 99V102L88 101V99L93 101V102L91 101L90 105H89V103H86V102H85L86 105H84V102H79V104L83 103V107H81L82 105H80V106H78V107H77L76 105H74V106H76L77 108L80 107V110L77 109V110H78V113L82 111L81 109H83V108H84V109H86V108L88 109L89 107L93 108L94 110H96V108H97V112H98V108H100V109H99V110H100L99 112L101 113V111H102L101 108H102V105H103V108H102V109H103V112H102V114H103V113L108 114V116H106V118H109V117H110L109 119H111L112 117H111L110 115H111V114L114 115L113 113H116V114H118L117 112H119L120 114L122 113L121 115H123V116H121V115H119V114H118V115H119L121 118H123V121H124V120L127 121V119H128V120L130 119V120L128 121V124H127V126H128V125H129V122H130L134 117H135L134 119H138V118H136L138 114H136V116L133 115V114L135 113V111H133V113H131V110H133V109H134V110H135V109L137 110V107H141V108H138V110L141 109V111H142V112L139 113V116H138V117H141L142 113L144 112L143 109H142V107H144L145 109H147V107L149 106V109H150V107H151L150 105H151L152 102H153V103H156L155 105L152 103L153 106H154V107L152 106V109H154L155 106H157L158 108L161 107V109H162V108L164 109L165 107H166V108H167V107L169 108L170 106H173V105H171V104L168 105V104L166 103V102H167V101H166V100H167V97H166L165 100H163L164 97L169 93V90H171V91L175 90L173 93L170 92L169 94H171V95H176V93H178V90H180V89L183 88V87H182L183 84L185 83V86H186V84H187L188 82H189V83L187 84L186 88L182 89V91H184L185 89H187L186 92L184 91L185 94H186V93H189L188 96L191 95V94L193 95V93H194L193 91H196V96L194 95L196 98L199 97L198 99H200V96H197V95H200V94L202 93L201 96H204V99H205V100L208 99V97H206V95H209V96H210V97H209V98H210V99H209L210 101L213 100L214 96L216 95L217 98H214V101H215V99H216V102H217V101H219V99H220V101H222V102H220V105H219L220 107L217 105V104H219V103L216 104V102H215L214 104L217 105L221 110H222V109L224 110L225 107H227L229 104L232 103V101L229 100V99H230L229 96L232 94L231 96H233V97H232L231 99H232V100L237 99V97H234V95H235V96H239V95H236L237 91H238L240 88L244 89L243 86L246 85V84H248V82H247L246 80L241 79V74L235 73V75H237V77L240 76V77H239V80H241V81H242V80H243V81H246L247 83L245 84V83H243V81H242V83H243L244 85L241 86V87H237V86L240 85V83H238L237 80H236V82H234V83H233V86H232V84H231L232 81H231L230 77H228V75L225 74V73H227L228 71H224V72H225V73H224L222 70H220V69L222 68V66L225 65V63L222 62L223 65H222V63H221L222 66L219 65L220 68H219L218 65H217V66H214V67L212 68V70H214V68H215V69L217 68V69L220 70L221 73L223 72V73L221 74V76H220L219 73H218L219 70H217L218 72L216 71V73H218V75L220 76L219 78L216 77V78H218L217 80L223 78V77L226 75L225 79H226V80H227V78L230 79V81L228 80L227 83H230V85L228 84V86H231V87L228 88L227 85H226L227 83H226V84H223L224 87H225V89H224V87H222L223 85L221 84V83H224V82L220 80V81H221L220 83H219V81H218V84H216V83H215V84L218 85L216 88H219L220 86H221L222 88H219V89L216 90L215 87H214V84H213L214 82L212 81V82H213L212 84L209 83V82L212 80V78H214V76L211 78V75H210V74H213V73H212L213 71L209 72L210 74H206V73L208 72V70L211 69V68H209V67H210L209 64H208L209 66H208L207 64L203 65V68L205 69V71H203V75H202L203 77H201L199 74H197L198 71H199V69H200V68L198 69V67L200 66L199 63H200L202 60L200 61L199 58L197 57V58H198V61H199V62H198V65H199V66H198V65L195 66L194 64L197 63V62H196V61H197V58H196V60H195V58H194L195 56H197V54H196V55H194V57H193L194 59H192L193 61L195 60L194 62H193L191 59H188V61H189V60L192 61L193 63L191 62L192 64L190 63V64H191L190 66H192V67L195 66V67L198 69V71L195 70L194 67H193L194 70L191 68V69H192L191 71H192V72L195 71V73H193V74H195V75L197 74V75H199V77H201V78H205V77L207 78V76L209 75L207 79L205 78L206 80L200 78L202 81L207 82V83H204V82L200 81V79H198V81H199L200 83L202 82V84H204V85H205V84L207 85V84L209 83V86L207 85L208 87L205 85V87L200 88V90H201V89H204V90H202V92H200V90H198L197 87L202 86V85H201V84H200V85H196V84H199V82L197 83V81H196V83L194 84L195 86H194V85H191V84H192V81L195 80V77H196V76L193 77V75H191L192 78H194V79L191 81V80H190V78H191L190 74H187V75L185 74V72H187V68L190 67V66H188V65H189V62H188V61H187L188 64H186V63L183 62L184 64L182 63V64H183V65H182V64L179 63V59H180V58L177 57L178 55L175 56V58L177 57V59H178V60L176 59V60L178 61V63H179L180 65H182L181 67H180V65H179L180 70L182 69V71H183V68H186V71H185V70L183 71V72H184V75H183V76L180 75L179 78H180L181 76H182V77H185V76L187 77L188 75H189V77H190V78L187 77V78H189V81H188V79L186 78L187 80H185V81H186V82H185V81H184L185 78H184L183 80H182V78H181V81H179V83H178V82L176 83V80H175V79L177 78V76H176V77H174V76L172 77V75H174V73H175V75H177V74L179 75V74H180V72H179V73H178V72L176 73V72L174 71V70H177V71L179 70V68L176 67V65H175V61H176V60H173V59H171V57L169 58V56H167L168 58H166V60L164 59V61H163V58H162V61L159 62L161 59H160V57L158 56L159 58H158V61H157V59H156V62L162 63L161 65H163V66L161 67L159 63H158L159 65H157V63L155 62V60H154L155 57H154V58H153V57L149 58V57H150V56H149L148 58L151 59V60H149ZM157 56H156V57H157ZM180 56H181V55H180ZM183 57H184V56H182L181 60H182V59L184 60V59L186 58V57H184V58H183ZM109 58H110V59H109ZM173 58H174V57H173ZM211 58H212V57H211ZM215 58H216V59H215ZM127 59H128V58H127ZM147 59H148L149 61H148ZM159 59H160V60H159ZM200 59H201V57H200ZM246 59L248 60V62L246 61ZM262 59H264V57H263ZM128 60H129V59H128ZM181 60H180V62H181ZM183 60H182V61H183ZM185 60H186V59H185ZM227 60H228V58L225 59V61H227ZM252 60H254V61H252ZM103 61H104V60H103ZM121 61H122V63H121ZM152 61L155 62L154 65H153V62H152ZM172 61H173V62H172ZM177 61H176V62H177ZM215 61H216V62H215ZM101 62H102V61H100V63H101ZM106 62L104 61V63H106ZM112 62H113V61H112ZM165 62H166V64H165L166 66L164 65ZM185 62H186V61H185ZM205 62H202V63L204 64ZM249 62H251V63L253 62V65L256 64L257 66L255 65V67H257V68L254 69L255 67H253V65L250 64ZM254 62H255V64H254ZM100 63H99V64H100ZM108 63H109V62H108ZM108 63H107V64H108ZM115 63L113 62L112 64L114 65ZM117 63H116V65H117ZM130 63H131V65H130ZM136 63H135V64H136ZM228 63H229V62H228ZM110 64H111V62L108 64V66L105 65V67H109ZM112 64L110 65L111 67H112ZM176 64H177V63H176ZM101 65H103V62H102ZM101 65H100V66H101ZM116 65H115V66H116ZM118 65H117V66H118ZM129 65H130L131 67H132V65H133V68H131ZM174 65H175L174 70H173V68H172V70H173L174 72H173V74L171 75V77L174 78V81H173V79H172V81H170V82H171V84H170V83H169V79L167 78V79H168V83H169V85H168L167 82H166V85H165L164 80H163V82L161 81V80H162V79H161V78H162V77H161V76H162L161 74H163V75H164L165 73H166V74H167V73L169 74V72H163L164 69H168V68L171 69V67H174ZM177 65H178V64H177ZM184 65H187V67L184 66ZM226 65H227V64H226ZM226 65H225V66H226ZM115 66H113V67H115ZM117 66H116V67H117ZM126 66H124V67H126ZM158 66H159V67H158ZM207 66H208V68H209L208 70L206 69ZM102 67H103V66H102ZM118 67H119V66H118ZM124 67H123V68H124ZM129 67H130V68H129ZM145 67H146V68H145ZM156 67H157V68H156ZM182 67H183V68H182ZM227 67H229V64H228ZM252 67H253V68H252ZM176 68H177V69H176ZM223 68H224V67H223ZM223 68H222V69H223ZM259 68H260V67H259ZM259 68H258V69H259ZM71 69H72V68H71ZM150 69H151V68H150ZM156 69H158V70H156ZM170 69H169L168 71L172 72ZM189 69H190V68H189ZM189 69H188V71H190ZM226 69H228V70L231 71V69H229V68H224V70H226ZM72 70H73V69H72ZM121 70H122V69H121ZM153 70H154V71H153ZM206 70H207V72H206ZM234 70H235V68H233V70H232L231 72H233ZM261 70L259 69L260 72H263V71H261ZM263 70H264V69H263ZM81 71H82V69H81ZM135 71H136V68H135L134 72H135ZM149 71H150L151 74L149 73ZM165 71H167V70H165ZM182 71H181V73H183ZM196 71H197V72H196ZM200 71H202V70H200ZM259 71H258V72H259ZM72 72L74 73V71H72ZM120 72H121V71H120ZM122 72H123V71H122ZM122 72H121V73H122ZM192 72H189V73H192ZM245 72H247V71H245ZM258 72H257V73H258ZM73 73H72V74H73ZM84 73H85V72H84ZM199 73H200V72H199ZM204 73H205V74H204ZM214 73H215V71H214ZM216 73H215V74H216ZM81 74H83V72H81ZM232 74H233V73H231V75H232ZM258 74H259V73H258ZM263 74H264V73H261L262 76H263ZM87 75H88V74H86V76H87ZM169 75H170V74H169ZM205 75H206V76H205ZM233 75H234V74H233ZM233 75H232V77H233ZM261 75H260V76H261ZM83 76H85V75H83ZM159 76H160V78H159ZM215 76H217V74H216ZM229 76H230V75H229ZM255 76H257V75L255 74ZM260 76H258V79L255 78V82H256L257 86L260 87V86L262 85L261 87H263L264 84H262V83H264V81H263L264 79H263V78H260ZM168 77H169V76H168ZM197 77H198V76H197ZM234 77H235V76H234ZM237 77H236V79H237ZM263 77H264V76H263ZM86 78H88V76H87ZM155 78L157 79V81H155ZM164 78H166L165 75H164L163 79H164ZM192 78H191V79H192ZM209 78H211L210 81H209ZM259 78H260V79H259ZM133 79H135V80H134L135 82H133ZM151 79H154V80H151ZM177 79H178V78H177ZM223 79H224V78H223ZM225 79H224V80H225ZM165 80H166V79H165ZM178 80H180V79H178ZM213 80H216V79L214 78ZM217 80H216V82H217ZM232 80H233V79H232ZM128 81H129V83H130V82H133V83H134V86H133V84L131 85V83L128 84V83H127ZM151 81H154V82H155V83H154V82H153V83H154V85H155L156 88L151 86V85H153ZM160 81H161L162 83H164V84H161ZM182 81H184V82H182ZM187 81H188V82H187ZM190 81H191V82H190ZM208 81H209V82H208ZM233 81H234V80H233ZM137 82H139L138 84H139V85L141 84V85L139 86V85L137 84ZM141 82H142V81H141ZM157 82H160V84H157ZM172 82H173V83H172ZM194 82H195V81H194ZM74 83H76V82L74 81ZM123 83L126 84L125 87H124V84H123ZM146 83H147V84H146ZM149 83H151V84H149ZM174 83H175L176 85H174ZM181 83H183V84H181ZM237 83H238V84H237ZM242 83H241V84H242ZM258 83H259V85H258ZM127 84H128L129 86L131 85V86H130L131 88H130V87H127V88H130V90H128V89L126 88ZM135 84H137V86H135ZM145 84H146V85H145ZM148 84L151 86V89H150V87H148V88L150 89L151 92L154 91V88H155V91H154V92L158 93V91H160L159 89L162 88V86H161V88H160V85H164L163 88H164V87H165V88H169V87H173V88H174V87L176 86V87H177V92H176V88H174V89H173V88H171V89L169 88L168 91H166V90L164 89V92L162 93V94H163V95H162L163 97L160 95L162 91H161L160 93H158L157 95H156L155 93H151V92L149 91V92L147 93V96H146L145 94H146V91H147V86H148ZM180 84H181V88L178 87V86H180ZM219 84H221V85H219ZM252 84H253V83H252ZM252 84L249 83L248 85L250 86V85H252ZM154 85H153V86H154ZM177 85H178V86H177ZM190 85L193 86L194 88H196L197 90H191V89H193V88H191ZM204 85H203V86H204ZM211 85H213V87H212ZM185 86H184V87H185ZM252 86H254V85H252ZM123 87H124V88H123ZM133 87H134V89H133ZM144 87H145V88H144ZM188 87H189L190 90L188 89ZM211 87L213 88V89H212L213 92H212V90H211ZM226 87H227V88H226ZM245 87H246V86H245ZM247 87H248V86H247ZM137 88H139V89H137ZM152 88H153V90H152ZM163 88H162V89H163ZM233 88H235V91H233ZM237 88H238V89H237ZM253 88H254V87H253ZM253 88H252V89H253ZM257 88H258V87H257ZM106 89H107V88H106ZM116 89H118V90H116ZM132 89H133V90H132ZM222 89L224 90V92H223ZM236 89H237V91H236ZM250 89H251V88L248 87V88L245 89V90H246V92H247V91H249ZM260 89H261V88H260ZM263 89H264V88H262V90H263ZM103 90H105V89H103ZM103 90H101V92H102ZM110 90H111V89H110ZM140 90H141V91H140ZM188 90H189V91H188ZM206 90H207V91H206ZM225 90L227 91V93H228L229 96L227 95V93H226ZM228 90H229V91H228ZM231 90H232L233 92H235V93H232ZM240 90H241V89H240ZM107 91H108V90H107ZM107 91H106V90L103 91L104 94H105ZM125 91H126V92H125ZM127 91H129L130 94H132V93H133V94H134V93H137V95H138L139 97H140V95L142 96V94H143V95L146 96V97L143 96V97H145L146 99H145V98H144V99L142 98L143 101L141 100L140 103H138V102H139L138 100H140L139 97L137 96V98H136V94H134V95L132 94V96H129L130 94L128 95ZM137 91H139V92H137ZM180 91H181V90H180ZM182 91H181V92H182ZM197 91L200 92V93L197 94ZM209 91H211V92H210L211 95H213V93H214V96L212 97V99H211V95L209 94ZM217 91H218V92H217ZM220 91L222 92V94H220ZM242 91H244V90H242ZM242 91H238V92H240V93H239L240 95H242V94H241V93H243ZM259 91H261V90H259ZM101 92H100V93H101ZM103 92H102V94H103ZM123 92H124L125 94H124ZM165 92H166V93H165ZM167 92H168V93H167ZM191 92H192V93H191ZM204 92H208V93H205L206 95H203ZM246 92L244 91L243 95H245ZM251 92H252V91H250V94L247 93L246 95H248V97H250ZM257 92H258V91H257ZM257 92H256V93H257ZM114 93H115V95H114ZM164 93H165V94H164ZM184 93L182 92V94H184ZM218 93H219L220 95H217ZM224 93H225V95H227L226 97H223V96H224V95H223ZM259 93H260V95H261V94L264 93V91H263V93H262V92H259ZM104 94H103V95H104ZM107 94H108V92H107ZM120 94H121V95L123 94V96H120ZM126 94H127V95H126ZM169 94H168V95H169ZM179 94H181V93L179 92ZM182 94L180 95V96L182 97V99L187 100V97H188L187 94L185 95V96H187L186 98H184L185 96L183 95V96H184V97H183ZM194 94H195V93H194ZM237 94H238V93H237ZM257 94H258V93H257ZM257 94H256V95H257ZM99 95H100V96H99ZM117 95H119V96H117ZM124 95H126V97H127V98L125 97L124 101H125L126 99L129 98V99H131V104L129 103L130 100H127L128 102L125 101V102H126L125 104H124L123 102H122V103L119 102L120 100H121V101L123 100L122 98H124ZM154 95L156 96V98H157V96H158V99H159V96H160V98H161L162 100L160 99V102H159L158 100H157V102H156V101H155V102L152 101V97L154 98ZM164 95H165V96H164ZM222 95H223V96H222ZM243 95H242V97H243ZM246 95H245V96H246ZM252 95H254L253 92H252ZM252 95H251V96H252ZM258 95H259V94H258ZM97 96H98V97H97ZM114 96H116L115 98L120 97V99L118 98V99L115 101V103L118 102V103H121V104H120V105H119L118 103H116V104H112V105H113V108H112V107L108 108L109 106H111L109 102H111V103L113 102V103H114V100H115ZM128 96H129V97H128ZM133 96L136 98V100H137L138 102H137L135 99H133ZM194 96H192V97L190 96V97H188V98H189L190 100H193ZM221 96H222V99H223V98H226V99H227V97H228L229 99H227V100L224 99V100H225V101H224L225 103H224L223 100H221V98H218V97H221ZM231 96H230V97H231ZM245 96H244V99H243V98H238V100H236V102L239 101L238 103H240V101H241V102H243L242 104H240L241 106H242L243 104H245V105L247 106L248 103H251L252 100L254 101V98H255V97H256L257 100L262 99V98L264 97V94H263V97H259V96H258V98H257V96H252L251 98H253V99H249V98L247 97L248 100H245ZM121 97H122V98H121ZM169 97H171V96H168V101H169V99H170ZM173 97H174V96H173ZM181 97L177 98L178 100L175 101L174 104L178 103V101H179V99H181ZM205 97H206L207 99H206ZM113 98H114V99H113ZM150 98H151V100H150ZM175 98H176V97H174V98L171 97L172 101H173V99H175ZM202 98H203V97H202ZM259 98H260V99H259ZM10 99H11V98H9L8 100H10ZM104 99H106L107 102H106ZM110 99H111V100L113 99V100L111 101ZM154 99H155V98H154ZM171 99H170V100H171ZM182 99H181V101H179V103H181V104L183 103ZM198 99H196L195 102H192V101L187 102V101H186V103H183V105L186 104L185 106L179 104L178 106H179V108H181V109H179V111H177L178 114H177L176 112L173 113V114H170V115L174 116V117H172V118H174V120H172V118H170L171 121L174 122V121H175V118H177V117H178V120H179V117H180L181 115H182V116H185V115L188 116L189 114H188L187 112H190V113H191V111H192V112L195 111V110H193V107H194V109H196V108L198 109V108H199V107H197L198 104H199L198 106L202 107V106H201V105H202V104H201V101H204V100H203V99H202V100L200 99V100H199L200 103H197V102H198ZM239 99H240V100H239ZM242 99H243L244 101H246V102L248 101V102H247V103H244V101H243ZM134 100H135L138 104H137ZM149 100H150V101H149ZM175 100H176V99H175ZM185 100H184V102H185ZM194 100H195V99H194ZM250 100H251V101H250ZM257 100H255V102H253L254 104L251 103V104L248 106V107H250V106L252 107V108H250L249 112L252 111V110L254 109L252 105L255 106V105H256L255 103H256ZM3 101H4V100H3ZM147 101H149V102L152 101V102L149 103L148 106L146 107L145 105L148 103ZM172 101H171V103L173 104ZM226 101H228L229 103L227 102V103H228V104H227ZM249 101H250V102H249ZM1 102H2V101H0V103H1ZM6 102H7V101H4V103H6ZM14 102H15V101H13V102H10V101H9V103H10L9 108L11 107V104H12V103H13V104H16V103H14ZM88 102H90V101H88ZM104 102H106L107 104H105ZM204 102H205V103H203V104H205L206 106H207L206 102L208 103L209 109H210V108H211V110L214 109V108L217 109V107H215L214 104L212 105L213 101H212V103H211V102L209 103L208 100H207V101H204ZM236 102L234 101L233 104H234V105H237V108H238L239 104H236ZM2 103H3V102H2ZM103 103H104V104H103ZM128 103H129V104H128ZM161 103H163V104L166 103L168 106H167L166 104H164V105H166V106H163V104H161ZM169 103H170V101H169ZM187 103H188L189 105H187ZM192 103H193V105L191 106ZM194 103L197 104V105H195ZM222 103L225 104V106H224ZM79 104L77 103V105H79ZM117 104H118V105H117ZM209 104H210V105H209ZM221 104H222V106H221ZM233 104H231V105H232L231 107L228 106L227 109L225 108L224 111H219V113H218V110H219V109H218V110H217V114H216V110H215V111L213 110L215 113H214L213 111H212V113H214V114H216V115H212L211 110L207 109L208 107L203 106V109H204V110L207 109V110L209 111V113H210L212 116L209 115V114H208V116H204V114H203V113H204L203 110H202L201 108H199L200 110L198 109L199 111H198V110H197V111H198V112H202V114H201V113H196L197 111H195V113H193V114L195 115L196 120L193 118L194 121H193V120L190 121L191 124H189V122L186 123L187 121H186V122L184 121L187 117H186V118L182 117L184 120H183L182 118H180L181 120H183L182 123L184 122L183 125H180V123H181L180 121H181V120H179L180 123H179V122L177 123V119H176V122H174V123H177L178 125H176L177 128H176V127H174V128H176V130L178 131L177 133H179V134L174 133V131H173V133H174V136H173L174 139L176 138L177 135L179 136V135H182V134H183L182 136H184L185 138H186L188 135H190V136H192V138L194 137V138H193L194 141H196V142L198 143L200 140H201V142H202V137L204 136V133H205V135H206V133H207V135H208V136L206 135L205 137H203L204 139H208L209 136L215 135V133H216V136H215V137H218V139H219V137L221 136V135H219V134H221V131L219 132V130H222V134H223V133H225V132H223V131H225L224 129H229V128H227V127H232V126H233L232 129H230V130H231V132H234V133H235V130H236V131L239 130V128L237 129V125H236V123H238L239 121H242L241 123L239 122L240 124H238V125H240V126H238V127L241 128V130L239 131L240 134H241V133L243 134V135H241L242 138H240V139H243V138L245 137L243 141L241 140L243 146H244L245 143H246L245 146H247V142L251 143V142H254V141H255V143H257L259 139H256V138L259 137V136H261L260 134L263 133L262 131L264 130V129H263V128H264V124H262L263 126L261 125V126L263 127V128H262V127L258 124V123H261V122H258V123H257L258 125L255 124L256 122H253L254 119H252V116H251V115H253L254 113L252 114V112H253V111H252L251 113L248 112L249 115L251 114V115H250L251 122H253L252 124H255V126L252 125L251 123L248 122V121L250 120V119L248 118L249 115L247 114L248 117H246V118H245V115H246V114L244 115L245 112L247 113L246 110H248V107H246L247 109H245V108H243V107H242L243 109H242V108H239V109H238V112H239V113H238L237 110L235 109L236 106H234ZM0 105H2V104H0ZM97 105H100L101 107H100V106L95 107V106H97ZM105 105H108V107H106ZM125 105H126V106H125ZM176 105H177V104H176ZM211 105H212V106H211ZM4 106H7V105H6V104H5V105L3 104V107H4ZM69 106H70V105H69ZM115 106L117 107V109H118V106H119V108H120V109H118V110L116 109L117 112H115V110H114ZM120 106H122V108H125V111H126L127 113H126V112L124 111V109H122ZM124 106H125V107H124ZM186 106H187V107H186ZM195 106H196V107H195ZM223 106H224V108H222ZM1 107H2V106H1ZM12 107H13V106H12ZM14 107L18 109L17 104H16V106L14 105ZM105 107H106V108H105ZM173 107H175V106H173ZM182 107H183V108L186 107V108H189V109L192 107V109H191V111H188V110L185 108V111H184V113H183V112H181V110H183ZM213 107H214V108H213ZM233 107H234V108H233ZM256 107H257V106H255V108H256ZM15 108H12L13 110L10 111V112H11V113L14 112ZM19 108H20V110H21V107H20V106H19ZM67 108H68V110H69V108H72V109H71L72 111L75 110V111L73 112V114H74V113L77 114V111H76V108H75V107H74L75 109H74L72 106H71V107H67ZM91 108H89V109H91ZM231 108H233L234 110H236V111H234V112H237L239 115L242 114V111H244V113L242 114V116L244 117V119L241 118V119H238V120H237V118H235L236 115H235V113L233 112V110H232ZM1 109H2V108H1ZM3 109L5 110L6 108H3ZM10 109H11V108H10ZM10 109H9V110H10ZM64 109H65V110H64ZM64 109H61L62 111L64 110V111H63V112H64L63 115H61V114L59 113V116L63 117V116L65 115V117H66V116L69 115L70 112H72V111H70V110H69L70 112H68V110H67L66 108H64ZM73 109H74V110H73ZM84 109H83V111H84ZM89 109L87 110V112L89 111ZM104 109H105V110H106V109H109V110H106L108 113H107L106 111H104ZM112 109H113V112H112ZM145 109H144V110H145ZM149 109H147L146 112H144V113H147V112H148V114H150V113L153 114L154 110L152 111V109H151L150 112H149V111H148ZM176 109H177V107H176ZM230 109L232 110V112H231ZM240 109H241V110H240ZM244 109H245V110H244ZM4 110H2V111H3V114H6V115H7V113H9L8 108H7L6 112H5ZM20 110H19V111H20ZM61 110H59L58 112H60ZM94 110H92L93 113H90L89 116L87 115V114H89V112L86 113V110H85L84 112L82 111V113H85L87 116L84 115V114H82V113H80V114H82V116H78V115H80V114H78V115H76V114L73 115V114H72V116H74V118H73L72 116H69V119H70V120L68 119L69 121H68L67 119H64V118H63V119H64L65 121H64V120L62 121V120H60V119H62V118L59 117L60 119L57 118V121H58V122H56V120H55L56 118H55V119L53 118V119H54V124H56V125H54V124L52 123V122H53V121H52L53 119H50L49 117H50V116H51V118L54 117V116H55L54 114L56 113L57 110H56V111L53 110V111H55V113H54V112H50V113H48V111H50V110H48L47 113H48V114L54 113L53 116H52V115L47 116L48 114H47L46 112H44V113L41 114L39 120H38V119H36V120H38L39 122H42L43 120L45 121L46 118L48 117L47 119H48L49 121L51 120L50 123L53 124V125L50 124V127H49L50 129H48V126H49L48 121H47V122H46V121L43 122L44 124L47 125V128L45 127L46 125H43L44 128H42L43 126L40 127L41 124H40V125H36V124H38V123H36V122H33L32 126H31V123H32L31 121H29L30 124H27V127L25 128L26 124H25V126H24V123H20V124H19V122L17 121V119H15L16 122L13 123V126H14L17 122H18L19 126H20L21 124H23V125H21V126L23 127V129H22L21 127H20L21 129H19V128H15V129H17L18 131H20V132H19L20 134H23L22 132H25V131L28 132L29 130H27V129H30V130H31L33 127L36 128V127L34 126L35 123H36V124H35L36 126H39V127H40V128L37 127L36 129H40V130L42 131V133H41V131L39 130L41 134H40V133L38 134L39 131H35V130L32 129L33 132L35 131L36 133H35V132H34L35 134L33 133V135H35V136H33V135L31 136L30 134H32V133H31L32 131H31V132L29 131L30 134H29V133H28V134L31 136V139H29V138H28V134H26V138H25V140H24V139L20 140V137H23V138H24L25 136H23V135H25V134H23V135L21 136V135L18 133V131L16 132V130L13 129L14 127H13V128H10L9 125L6 126V128L3 126V127L5 128V130H6V133L8 132V131H7V128L9 127V128H8V129H9V133H10L11 130L13 129V131H12L11 133H13V132L15 131L16 135H14V136H15V137L17 136V138L15 139L14 136H12L13 138H11V139H10V138H7V137H6V136H7L6 133H3V134H5V135H3V134L0 133V135H3L4 138H5V140L8 139V140H7V144H8L9 147H10V146H12V147L14 146V147H15V145H16V146H17V145H20V144L23 142L24 147L26 146V147H28V149L33 148V147H34V149H37V148H38V149H37L38 152H39V149L41 148V153H44V154H45V151L42 152V150H46V149H48V148H49V145H48V144H50V147H55V146L58 147L59 144L62 145V144L59 143V142L57 143V138H58L59 141L61 140L60 142H62V139H63V141L67 142V143L64 142L65 144L62 142L63 145H66V144H67V145H66L67 147H69V146L71 147V145H72V144H71L72 141H74L75 138H76V140H77V138H78V136L76 137V135H78V133H79V135H80V133H81V132H80V129H81V131H82V130H84V129H87L86 127L90 126V128H91V127H96V128H98V129H96V130H98L99 134H100V135H103V137H104L103 142H102L103 145L105 144V142H108V143H106V145L109 144V145H107V146H108V148H111L110 146L113 145V142L116 141V139L114 138V135H115L116 133H115L114 135H112V130H111V131H110V133H111V134H110V136H111L110 138H109V134H108V137H107V135L104 136L106 130L109 132V130H108V129H109V127H108V126H109V125H108V124H109V122H108L109 119H107V120H108V121H107L108 124H105V125H104V124H102V123H103V122H104V123L106 122V121H105L106 118H100V119H103V120H101L102 122H100V120H98V119H99V118H98L97 120H98V122L101 124V125H99V123H98V125H99V127H98V125L96 124V123H97V121H96V117L101 116V114L98 112V113L100 114V115H99L97 112H95V114L97 113V115H96V116L93 115V117H92L91 115L94 114ZM159 110H160V109H157V111H159ZM226 110L229 111L230 114L232 113V114H234L235 116H234V115L232 116V114H231V116H229V115H225V114H226ZM7 111H8V112H7ZM21 111H22V110H21ZM21 111H20V112H21ZM62 111H61V113H62ZM109 111H110V112H109ZM139 111H140V110H139ZM139 111H136V112H139ZM157 111H156V112H157ZM4 112H5V113H4ZM58 112H57V113H58ZM90 112H91V111H90ZM124 112H125L126 115L123 114ZM161 112H162V111H161ZM161 112H158V114L161 115ZM221 112H223V115H222ZM229 112H227V114H229ZM1 113H2V112H1ZM16 113H19V112H14L13 114H16ZM57 113H56L57 116H55V117H58V114H57ZM129 113H131L134 117H130L131 115H130ZM144 113H143V115H142V120H141L142 122H141V124H140V120H139V121L136 120V121L139 123V124L137 123V124L135 125V126L139 125V128L135 130L136 134H138V131H137V130H139V131L141 130L140 132H142V133H140V134L143 135V134L145 133V130H146V129H150V130H151L152 128H153L154 130L157 129V128H155V127H150V126H149L150 124H154V123H152V119H151V118L153 117V120H154V116H153V115H150V117H149V115L145 114V115L147 116V118H145L146 116H144ZM179 113H180V114H179ZM185 113H186V114H185ZM220 113H221V116H219ZM44 114H47V115H45V118H43V120H42V117H43L42 115H44ZM66 114H68V115H66ZM106 114H105V115H106ZM162 114H163V112H162ZM175 114H177V115H175ZM183 114H185V115H183ZM187 114H188V115H187ZM199 114H201V115H199ZM11 115H12V114H11ZM16 115H17V114H16ZM16 115H15V116H16ZM18 115H19V114H18ZM70 115H71V114H70ZM83 115L86 116V117H84L85 121H86V118H89L90 116L93 118V119H92V118L90 117V118L92 119V121H91V119H87V123H88V124L85 122V127L83 126L84 123L81 124L80 121H79V120H81V122L84 121L83 119H80L81 117H83ZM103 115H104V114H103ZM129 115H130V116H129ZM154 115H155V114H154ZM160 115H159V116H160ZM167 115H169V114L167 113ZM170 115H169V117H170ZM179 115H180V116H179ZM197 115H198L200 118H199ZM202 115H203V116H202ZM224 115H225V117H223ZM247 115H246V116H247ZM12 116H13V115H12ZM119 116H118L117 119H116V118H115V119H113V118L111 119L112 121L114 120V121H115L114 123L117 124V125H118L119 120H120V117H119ZM143 116H144L145 119H147V121H145V119L143 120ZM163 116H165V114L161 115L160 117L156 116L157 119H155V121L157 120V121L161 122L160 120L164 119ZM176 116H177V117H176ZM189 116H190V115H189ZM189 116H188V117H189ZM196 116H197L198 118H197ZM201 116H202V117H201ZM210 116H211V117H210ZM217 116H218L219 119L221 118V120H220V124H222L223 126L225 125L224 127H226V128H223L222 126H220V128H222V129H219V127L217 126V125H219V124H218L219 122H218L215 126L213 125L214 123L212 122V120H214V122H215L216 119H214V117L217 118ZM226 116H228L227 119H226ZM242 116H241V117H242ZM13 117H14V116H13ZM70 117H72V118H70ZM79 117H80V118H79ZM101 117H102V116H101ZM114 117H115V115H114ZM148 117H149V118H148ZM165 117H166V116H165ZM190 117H191V116H190ZM190 117L187 118V119H190V120H191V118H192L193 116H192L191 118H190ZM203 117H204V118H203ZM206 117H207V119H208L209 121L212 119L211 122H209V121L206 119ZM208 117H210V118H208ZM222 117H223V121H222ZM229 117H230V118H229ZM231 117H232V119H233V118H234V119L231 120ZM0 118H1V117H0ZM125 118H126V119H125ZM218 118H217V120H219ZM224 118H225V119H224ZM228 118H229V119H228ZM253 118H256V116L254 115ZM2 119L5 120L4 118H1V119H0V123H1V121H2V123H4V122L6 121V120L3 121ZM13 119H14V118H13ZM71 119L74 120V121H71ZM77 119H78V120H77ZM140 119H141V118H140ZM150 119H151V120H150ZM170 119H169V120H170ZM204 119H205V120H204ZM242 119H243V120H242ZM245 119H246V120H245ZM248 119H249V120H248ZM36 120H35V121H36ZM66 120H67V121H66ZM111 120H110V122H111ZM121 120H122V119H121ZM121 120H120V123H123V121L121 122ZM199 120H201V121H199ZM203 120H204V121H203ZM206 120H207V121H206ZM224 120H225V121L228 120L227 122H228V125H230V126H228V125L226 124L227 122H225ZM230 120L232 121V123H234L235 121H236V122H235L234 124H232ZM22 121H23V120H22ZM38 121H37V122H38ZM60 121H62V122H60ZM116 121H117V122H116ZM125 121H124V123H126ZM132 121H133V120H132ZM155 121H154V122H155ZM188 121H189V120H188ZM195 121H196V122H197V121H198V122H203L205 125H204L203 123H201V127H200V126H199L200 123L198 124V123H196ZM221 121H222V122H225V124H223ZM243 121H246V124H245V125H244L245 122H243ZM255 121H257V120H255ZM6 122H7V121H6ZM27 122H28V121H27ZM107 122H106V123H107ZM144 122H146V126L143 125V124H145ZM165 122H166V121H165V119H164L163 122L160 123V124H163V125H162V126L159 125V126H161V128H164V129L161 130L160 127H159V128H158V129H159L158 131H156V130H155L156 132H155V131H152V130H151V131H152V132H155V133H152V134H153L152 139L155 138V137H157V136L159 137L161 134L164 135V134L166 133V134L164 135V139L167 138L166 140H163V137L160 136V137H159V138H161V139H160V140H161L160 143H158L159 141H157V140H159V138H158L157 140H156V138H155V140L153 139L154 141L152 142V141H151L152 139L149 138L150 135H151V131H148V133H149L148 138L145 139V135H146V137H147V134L145 133L144 136H141V140L144 139V140L141 141V142H144V143H145L146 140H147V142L150 141V144H151V143H155V144L158 143V144H156L157 147H159V146L161 147V144H162V146L166 147L167 144H169L171 141H174V140H170V141H169L168 138H170V137H165V136H167V134L169 135V133H170V132H169V133H168V132H164V131L166 130V129H165V125H166V127H167V124H166L167 122H166V123H165ZM194 122H195V123H194ZM229 122H230V124H229ZM247 122H248L250 125L247 124ZM25 123H26V121H25ZM47 123H48V124H47ZM58 123H60V124L58 125ZM71 123H72V124H71ZM77 123H78V125L81 124L82 126H79V127H81V128H78L79 131H76V133L74 134V136H75V138H74V136H73V133H74L73 128H74L75 130L77 129V128H75V127H77V125H76ZM94 123H95V124H94ZM120 123H119V124H120ZM124 123H123V124H124ZM130 123H131V122H130ZM185 123H186L187 125L189 124V126H190L189 129L191 128V126H193L194 129H195V128H198V127H200V128L202 129V127H204V128H203L204 130H203V129L201 130L200 128H198V130H194L193 128H191V130L186 129L187 131L189 130V131H192V132H193V130H194V132L197 131L199 135L197 134V132H195V134H196V135H195L194 132H193V134H192L191 132L189 133V131H188V132L186 131L187 134H185V132L183 133V131L185 130L184 128H188L187 125L185 126ZM193 123H194V124H193ZM206 123H207V124H206ZM215 123H216V122H215ZM5 124H6V123H5ZM7 124H8V122H7ZM7 124H6V125H7ZM18 124H17V125H18ZM65 124H66V125H65ZM115 124H114V125H115ZM147 124H149L148 126H149L150 128L147 126ZM164 124H165V125H164ZM195 124H196V126H194ZM11 125H12V123H10V126H11ZM29 125H30L31 128L29 127ZM107 125H108V126H107ZM117 125H116V126H117ZM125 125H126V124H125ZM142 125H143V126H142ZM173 125H174V124H173ZM203 125H204V126H203ZM210 125H213V126L215 127V129H214V128H213V129L210 128V129L212 130L211 134L213 133L214 130H215V131L218 130L217 132L213 133L212 135H211L210 133L208 134V132H209L210 130H209L208 128H206V127H213V126H210ZM231 125H232V126H231ZM69 126H70V128H69ZM71 126H73V127L71 128ZM101 126H102L103 130L101 129ZM110 126L113 127L111 124H110ZM116 126H115V127H116ZM120 126H121V127H120ZM122 126H123V127H122ZM127 126H126V127H127ZM140 126H142V127L140 128ZM153 126H154V125H153ZM178 126H179V127L182 126V128H183L184 130H182V128H179ZM205 126H206V127H205ZM216 126L218 127V129H217ZM244 126H245V127H244ZM253 126H254V128H257V127L260 126L262 129L259 127L260 131L257 129V132H255L256 130L253 129ZM11 127H12V126H11ZM15 127H16V126H15ZM54 127H55V128H54ZM106 127H107V128H106ZM111 127H110V129H111ZM115 127H114V128H115ZM118 127L121 128V129H123L125 126H124V125H119V126H117L116 128H118ZM143 127H145V128H143ZM247 127H249V129H247V130H248V132H250V133L247 132L248 134H247V135H244V134L246 133V131H247L245 128H247ZM4 128H3V130H4ZM41 128L46 132V133L44 132L45 134H43V130H42ZM67 128H68V129H67ZM90 128H88V129L86 130V131H87V134H86V131L84 132L85 135H88L89 132H91V131L94 130V129H93V130H90ZM99 128H100V129H99ZM104 128H106V129H104ZM127 128H128V127H127ZM127 128H124V129H127ZM178 128L181 129L182 131L179 130ZM205 128H206V129H205ZM234 128H236V129H234ZM250 128H252V129L254 130L253 133H251L252 130H250ZM1 129H2V128H1V125H0V130H1ZM47 129H48V130H47ZM56 129H57V130H56ZM69 129H71L72 132H70ZM91 129H92V128H91ZM143 129H145V130H143ZM233 129H234V130H233ZM52 130H53V131H52ZM62 130H63V131H62ZM68 130H69V133H70V134H68V132H66V131H68ZM88 130H90V131H88ZM99 130H100L101 132H100ZM163 130H164V131H163ZM200 130H201V131H200ZM207 130H209V131L207 132ZM230 130H229V131L227 130L228 134L226 133V135L229 136V134H232V133H230ZM245 130H246V131H245ZM58 131H59V132H58ZM107 131H106V132H107ZM146 131H147V130H146ZM204 131H206V132H204ZM241 131H242V132H241ZM258 131H259V133H258ZM2 132H4V131H2ZM26 132H25V133H26ZM108 132H107V133H108ZM133 132H134V131H133ZM133 132H132V134H133ZM135 132H134V133H135ZM143 132H144V133H143ZM159 132H161V133H159ZM175 132H176V131H175ZM201 132H204V133H202L203 135L200 134ZM218 132H219V133H218ZM243 132H244V133H243ZM62 133H63V134L67 133L68 135L65 134L64 137H63V134H62ZM71 133H72V135H71ZM94 133H97V132H95V131H94V132H91V134L95 135ZM113 133H114V132H113ZM130 133H131V131H130ZM156 133H157L158 135H157ZM180 133H182V134H180ZM254 133H258V136H256L257 134L255 135ZM13 134H14V133H13ZM13 134H12V135H13ZM17 134H19V135H17ZM37 134H38V135H37ZM84 134H83V137H84ZM132 134H130L129 136H131ZM136 134H134V135H135V138H134V135H133V138H132V136H131L133 143L137 141L136 139H138V137H137ZM154 134H156L155 137H154ZM175 134H176V135H175ZM184 134H185L186 136H185ZM235 134L239 135V133H235ZM235 134H234V136H237V135H235ZM249 134H251V135H250L251 138H252V136H253V134H254V137L252 138V140L250 139ZM57 135H58V136H57ZM81 135H82V133H81ZM89 135H90V134H89ZM93 135H92V136H93ZM116 135H118V134H116ZM116 135H115V136H116ZM138 135H139V134H138ZM194 135H195V136L198 135V136L196 137L197 140H195V136H194ZM201 135H202V137H201ZM18 136H19V137H18ZM53 136H55V138H53ZM61 136L63 137L62 139H60ZM90 136H91V135H90ZM90 136H89V137L87 136V137L85 138V140H86L87 138L89 139V141H90L89 143H87L86 141H83L84 138H83L82 141H81L80 139H81L82 136L79 137V138H80L79 140H80L81 142H80V141L76 142V144L79 143V142H80L79 144H82V142H84V143H86V145H87V146H86V145H81V146H84V147H83V150H82L81 146L79 147L78 144H77L78 146L76 145V147H78V148H80V149L82 150V151L80 152V154H79V152H78V153L76 152L77 154L74 153L75 151H73V149H75V150L78 149V148L75 147V144H74L73 148H67V147H65L66 150H65V151H62V153L58 154L59 157H58V155H54V154H53L54 157H56L57 159H58V158H61V157L64 158V156L66 157L65 159H67V158L69 157V156L67 157V155H68L67 153H69L70 151H71V153L74 154V156H71V153H70V157H72V158L70 159V157H69V160H68V161L66 160L68 163H66L64 166L61 165V166L58 167V166L56 165V163L53 162V161H55V160H54L55 158H52V157H50V156H49V158H52V159H51V160H52V163H51V164H52V165L54 164L53 166H51L50 164H47V165H46V162H45L46 160L43 158L44 156H42V157L40 156V157H41V162H42V163L39 161L40 159H38V155H37V158L34 157L33 155L30 156V157H27V158H31V157H32L31 160L33 159V161H35L36 164H38V162H40V163H39L40 165L43 164V165H45V166H41V167L39 168V173H36V175H34L33 177H30V178H23V179L20 181L19 188H20V187H25V188H27V187H29V186L34 187V186H36L37 184H39V183H41L42 181H44V178H45V180L48 182L47 185H48V188H49L50 185H49V181H48V180H49V178L51 177V176H49V175H50L51 173H52V174L54 173L56 177H55V176H52V177H51L52 179H51V178H50V179H51V181L53 180V182H54V181H55L54 178H56V180H57L58 182L56 181L54 184H53V182L50 183L52 187H53L54 185H56V186H54L53 188L50 186L49 189H53L54 192H53V190H52V193H53V194H54V193L56 194V191H57L56 189H58V188H63V190L61 189V190H58V191H62V192L65 191V186H66V185L64 184L65 186H63V187H62V185H63V182L65 183L66 179H68L69 177L67 178L63 173H65V172H67V171H70V172H72V171H73V172L76 171V170L79 168V166H80V165H79V166L77 165V164H80V163H78V162H81V164L83 163V164H82V166H83V167H82L83 170H84V166H87L88 169H85V170H84V171H86V174H87V175H88V172H87V171H90L91 169H92V170H91L90 172H91V173H94V172H96V168L99 169V167H101V168L99 169V171H97L98 174H99V173L101 174L100 170H102V168H103V169H104V168H112V167H114L115 165H117V164H118V163H116L117 161H116L115 163H112V160H110V159H105V157L103 158L104 160L101 159V161H104V162L99 163L100 161H98V160H99L98 158L89 155V152H91V154L93 155L94 151H91V150H94V148L97 147V145H96L95 143L92 144V139H93V137H92V136L90 137ZM169 136H171V133H170ZM228 136H226V137H228ZM241 136H240V137H241ZM248 136H249V137H248ZM255 136H256V138H255ZM0 137H2V136H0ZM8 137H9V134H8ZM32 137L35 138V139H34V140H36L35 142H34V140H33ZM43 137H44V138H43ZM48 137H49V140H48ZM50 137H52V139H51ZM105 137L108 138L109 140H110L111 138H114V139H111V140H113V142L110 140V141L112 142V144H111V142H110L108 139H106ZM117 137H118V136H117ZM117 137H116V138H117ZM173 137H171V138H173ZM198 137H201V139L199 140ZM223 137H225V134L222 135V136L220 137L221 139H219V140H220L219 142L221 143L220 146L224 145V144H222V143H224V141H225V146H226V140H225L226 137H225V138H223ZM237 137H238V136H237ZM18 138H19L20 142H19V141H17V142L20 143V144H16V143L14 142V141L18 140ZM40 138H41V139H40ZM73 138H74V139H73ZM142 138H143V139H142ZM185 138H184V139H185ZM222 138H223V140H222ZM238 138H239V137H238ZM259 138H260V137H259ZM9 139H10V140H9ZM26 139H29V140H26ZM37 139H38L39 141H38ZM44 139H46V141H48V142H46ZM55 139H56V141H55ZM88 139H87V140H88ZM148 139H149V140H148ZM188 139H189V138H188ZM188 139L186 138L187 141H188ZM190 139H191V138H190ZM76 140H75V141H76ZM139 140H140V139H139ZM162 140H163L164 142H163ZM250 140H251V141H250ZM253 140H254V141H253ZM260 140H261V141H260ZM260 140H259V142L256 144L257 147H258V149H261L262 147H264V143H263V142H264V136H262ZM262 140H263V142H262ZM27 141H28V142H27ZM29 141H30V142H34V144H33V143H29ZM70 141H71V143H70ZM75 141H74V142H75ZM165 141H167V142H165ZM175 141L177 142V139H175ZM175 141L172 142V144L170 143L171 145H170V144L168 145V147L171 146V148H169L168 150H170V149L175 150L176 147H174V146H177V144H175V145L173 146V143H175ZM192 141H193V140H192ZM192 141H191V143H192ZM221 141H222V142H221ZM55 142H56L58 145H55ZM116 142H117V143H116ZM116 142H115L114 145H113V146L115 147V149L117 148V145L119 146L118 148H120V146H122L121 148H123V146H125V144H123V143H122V144H119L118 141H116ZM123 142H124V141H123ZM161 142H162V143H161ZM196 142H193V143L195 144ZM260 142H262V143H260ZM42 143H43V144H42ZM120 143H121V142H120ZM133 143H132V145H133ZM137 143H138V142H137ZM144 143H143V144H144ZM165 143H167V144H165ZM191 143H189V144L187 143V145H186L185 143H184V144H185L188 148L191 149V147H189V146H192V147L194 146V144L192 145ZM220 143H219V144H220ZM237 143H238V142H237ZM12 144H13V145H12ZM14 144H15V145H14ZM23 144H22V146H23ZM30 144H32V145H30ZM40 144H41V145H40ZM68 144H69V146H68ZM91 144H92V145H91ZM116 144H117V145H116ZM147 144H148V143H147ZM228 144H229V143H228ZM228 144H227V145H228ZM258 144H259L260 146H259ZM29 145H30V148H29ZM44 145H46V147H48V148L45 149ZM51 145H52V146H51ZM53 145H55V146H53ZM88 145H89V146H88ZM115 145H116V146H115ZM136 145H137V144L134 143L133 147L136 146ZM139 145H140V144H138V145L136 146V147H139V148H135V147H134V148H135L136 150H139V149H140V150H141V149L144 150V148L146 147L145 145H144L145 147L141 145L142 148H140ZM148 145H149V144H148ZM148 145H147V147H148ZM156 145H155V146H156ZM165 145H166V146H165ZM231 145H233V144H231ZM231 145H230V146L228 145V147H230V149H229V148H226L227 146H226V147H222V149L224 148L226 151H225V153H224V151H223L224 149H223V150H222L223 153H222V152H221V153L224 154V155H226V153H228V150H229V151L231 150L232 152L230 151L227 155H229V157L231 156L230 158H232V159L234 160L233 157L235 156V153H236V157H235V160H236L235 163H236V165L239 166V164H241L242 166H247V167H250V168L254 169V171H255V172H253L254 174L251 173V174L253 175V177H251V175H250V176H248V178H246V179H247V180H246L247 183H246V181H244V178H242V177H236V176L234 177V176H233L234 178H231V180H230V179L228 180L227 178L224 179V178H225V177H224V176H225V175H224V174H225V171L222 172V170H221V169H223V168H220V167H219V168H220V169H219V170H220V173L218 172V173L216 174L217 171L214 170V166L209 165V164H208V165H209V166H208L206 163H203V166L200 165V164H202V162H205L204 160H203L200 164L198 163V165H199V166H198V165L196 164V159H195V161L192 160V159H190V160H191V163H193V164L190 163L191 165H189V163H188V165L192 167V165L194 166V164H195V166L192 167V169H191V168H187V165H186L187 162H190V160H186V161H184L185 164H184V163H181V164H179V165H177L178 163L175 162L176 165H177V167H180V168L182 167L183 170H181L180 168L175 167V166H174L175 164H173V165L170 164V165L173 166L174 169L177 168L179 173L181 172V173L186 174L188 178H189L188 175H190V174H191L190 176H192V175H197V174H198V175H200V179L203 180V182L206 180V181L204 182V184L208 183V186L210 185L209 187H211V188H213V190H215L214 197H213L214 199H211V201H212V200H215V201H213V202H216V198H215V196H217V195H218V196H217L218 198H221V197H222L221 199H219V200H221V203H222L224 197H225V199H228V198H230V197H233L232 195H235V194H236V196H235L236 198H234V197L232 198V199H235V201L237 200V195H238V196H239V195H245L246 198H247V196L252 195L253 193H254V195L260 194V193H259L260 190H259V189L256 190L257 187H256L254 184L257 183V182H259V181L264 180V176H263L264 174L262 173V170L264 171V169H262V168H264V166H263V167H262V166H259V165L257 164L256 159H252V158H251V160L247 159V158L249 157V156H247V154H246L247 157H246V156H242V154H241V156H242L243 158L240 157V159H238L237 156H239L240 153L234 149V148H236V147H234L235 144H234L233 147H231ZM35 146H37V148H36ZM38 146H39V147H38ZM92 146H93V149H91ZM94 146H95V147H94ZM104 146H105V145H104ZM113 146H112V149H110L109 151L112 152V151L114 150V147H113ZM155 146H154V147H155ZM186 146H185V150H187V147H186ZM236 146H237V147L239 146L238 148H241V149H242V147H240V144H239V143L236 144ZM241 146H242V145H241ZM61 147H62V146H61ZM61 147H60V148H61ZM74 147H75V148H74ZM147 147H146V148H147ZM260 147H261V148H260ZM106 148H107V147H106ZM134 148H131V149H130L131 153L133 152L132 154H134V151H135ZM149 148H150V147H149ZM151 148H152V147H151ZM231 148H232L233 150H232ZM70 149H71V150H70ZM95 149H96V148H95ZM123 149H125V148H123ZM123 149H122V150H123ZM133 149H134V150H133ZM156 149H157V148H156ZM156 149H155V151H154L153 153H150L151 150H153V149H150V152H149L148 148L146 149V150H148L147 152L150 154L149 156H150L151 158H152V156L154 157V156H156V155H157L158 153H160V152H161V154H163V155H165V154L168 155V154H167V151H165L166 153L164 152V148H163V147H161V150H162V151H160V149H157V153H156V155H154V153L156 152ZM236 149H237V148H236ZM241 149H240V150H241ZM263 149H264V148H263ZM26 150H27V149H26ZM67 150H69V151H67ZM86 150H87V152H86ZM146 150H144V151H146ZM158 150H159V151H158ZM176 150H177V149H176ZM193 150H194V149L192 148V150H191L192 155L194 154V153H193V152H194ZM72 151H73V152H72ZM77 151H79V150H77ZM170 151H171V150H170ZM192 151H193V152H192ZM235 151H236V152H235ZM260 151H261V150H260ZM82 152H83V153H82ZM92 152H93V153H92ZM95 152H96V151H95ZM140 152H141V151H140ZM147 152H145L146 154H144V152H143L142 154H144V156H147V157H148V153H147ZM162 152H164V153H162ZM186 152L188 153V150H187ZM237 152H238V154H237ZM39 153H40V152H39ZM63 153H64V154H63ZM126 153H128V154H125V155L122 154V156H121V154H119V155H120L119 157H122V158H123V156H126V155L128 156V155H129V157L124 158V161H125V162H128V163H127V166H128L129 168H131V169H130L131 172H129V176L132 175V177L130 176V178L135 179L134 177H137V176L139 177V176L141 175V174L139 175V172L142 171V170L139 171V170H140V169L138 168L139 165H140V168H141V166L144 167V164H145V163L143 164V162H145L147 159H146V160H143V162L140 161V163L142 164V165H141V164H138V162H137V161H138V156L141 155V153H140V155H139V151H138V152L135 151V153L138 154V155H137V159L134 158V157H136V154H134L135 156L133 155V157H130V154H131V153H130V154H129V152H126ZM263 153H264V152H263ZM44 154H43V155H44ZM62 154H63V155H62ZM65 154H66V155H65ZM73 154H72V155H73ZM82 154H83V155H82ZM86 154H87V155H86ZM151 154H152V155H151ZM161 154H160V155H161ZM188 154H190V150H189V153H188ZM261 154H262V152H261ZM41 155H42V154H41ZM160 155H158V156H160ZM166 155H165V157H166ZM243 155H244V154H243ZM249 155H250V154H249ZM25 156H26V155H25ZM45 156H46V155H45ZM87 156H90V157H87ZM131 156H132V155H131ZM144 156L142 155L141 157H142L143 159H145L146 157H144ZM251 156H252V154H251ZM47 157H48V155H47ZM141 157H139L140 160L142 159ZM150 157H148V159H149ZM49 158H48V160H50ZM90 158H91V160H90ZM95 158H96L97 160H96ZM122 158H121V159H122ZM130 158H133V159H130ZM151 158H150V159H151ZM159 158H160V159H163L164 156H163L162 158H161V157H157V158L155 157L153 160L151 159V160H149V161H150V162H153V161H156V160H157L158 163H161V166L163 165L162 167H164V168H168L169 163H167L168 166L164 163V161L168 158V156H167L166 159L164 158V159H165L164 161L161 160V161H163V162H161V161L159 160ZM34 159H35V160H34ZM36 159H38V160H36ZM46 159H47V158H46ZM57 159H56V160H57ZM125 159L128 160V161H126ZM155 159H156V160H155ZM232 159H231V160H232ZM76 160H77V161H76ZM109 160H110V161H109ZM235 160H234V161H235ZM237 160H238V161H237ZM43 161H44V163H43ZM87 161H88L89 163L86 164ZM149 161H147V162L150 164ZM198 161H199V160H198ZM91 162H93V163H91ZM110 162H111V164H110ZM129 162H131V163H133V164H131V163H129ZM136 162H137V164H136ZM147 162H146L145 165H148ZM165 162H167V161H165ZM206 162H207V161H206ZM243 162H244V163H243ZM94 163H96V164H94ZM97 163L100 164V165H102V166H100V165L98 166ZM91 164H93V165H91ZM112 164H113V165H112ZM114 164H115V165H114ZM204 164H206V165H204ZM55 165H56V166H55ZM58 165H59V164H58ZM90 165H91L92 167H90ZM133 165H136V166H133ZM137 165H138V166H137ZM184 165H186V167H185ZM196 165H197V166H196ZM67 166H68V167H67ZM70 166H72L73 168H70V169H69ZM76 166H77L78 168H77ZM130 166H133V167H130ZM189 166H188V167H189ZM205 166H206L207 169H204ZM65 167H66V168H65ZM115 167H116V166H115ZM135 167H136L135 170L138 171V172H136V171L134 172L133 169H134ZM184 167L186 168V170H184V169H185ZM202 167H203V169H202ZM212 167H213V168H212ZM215 167H216V166H215ZM222 167H223V166H222ZM239 167H240V166H239ZM85 168H86V167H85ZM137 168H138V169H137ZM145 168H146V167H144V168H142V169H145ZM193 168H194V169H193ZM195 168H196V169H195ZM209 168L212 169V177L210 176L211 171H210L209 174H206V172H207L208 170H210ZM217 168H218V167H217ZM217 168H216V170H217ZM225 168H226V167H225ZM241 168H244V167H241ZM8 169H9V171H10V174H9V175H11V170H10V168L7 167V172H9ZM98 169H97V170H98ZM187 169H188V170H187ZM197 169H202V171L199 170V173H198V170H197ZM63 170H64V171H63ZM71 170H72V171H71ZM81 170H82V169H81ZM93 170H95V171L92 172ZM203 170H204V173H203ZM225 170H227V169H225ZM78 171H79V169H78ZM78 171L76 172V173H77V176H78V174H81V173L83 174V172H84V171H82V172H78ZM102 171H103V170H102ZM132 171H133V172H132ZM166 171H167V170L164 169V172H166ZM178 172L175 171V173H178ZM195 172H197V174H196ZM221 172H222V173H221ZM47 173H50V174L48 175ZM97 173H95V174L97 175ZM130 173H133V174H130ZM134 173H135V175H136V173H138V175L135 176ZM143 173H144V172H143ZM166 173H167V172H166ZM179 173H178L177 175H181V174H179ZM194 173H195V174H194ZM214 173H215V174H214ZM255 173H257V176L255 175ZM54 174H53V175H54ZM62 174L64 175V176H63L64 179H65V178H66V179H65V181H61V182H60V180H63V177L61 176ZM65 174H67V175L69 174V176H70V175L73 174V173H65ZM74 174H75V172H74ZM86 174H84V175H86ZM220 174H223L224 176H223V175L221 176ZM84 175H79V176L83 177ZM182 175H183V174H182ZM182 175H181V176H182ZM217 175H218V176H217ZM258 175H259V176H258ZM47 176H48V177H47ZM74 176H76V174H75ZM220 176H221V177H220ZM58 177H60V178L62 177V179H57ZM72 177H73V175L71 176V179L74 178V177H73V178H72ZM97 177H98V176H97ZM97 177H96V178H97ZM138 177H137V178H138ZM183 177H186V176L183 175ZM192 177H193V176H192ZM192 177H191V178H192ZM198 177H199V176H198ZM249 177H251V178H249ZM83 178H84V180H86V179H87V176H86V177L84 176ZM85 178H86V179H85ZM96 178H95V179H96ZM219 178H221V180H220ZM75 179H78V180H79V177H77V178H75ZM75 179H74V180H75ZM95 179H94V180H95ZM97 179H98V178H97ZM97 179H96V180H97ZM74 180H72V181H74ZM99 180H100V179H99ZM135 180H137V179H135ZM68 181H70V180H67V182H68ZM72 181H71V182H72ZM76 181H77V180H76ZM101 181H102V180H100V182H101ZM223 181H225V183L228 184V185H230V186H231L232 183H233V184H238V185H243L244 182H245L246 184L243 185L244 188H242V191H240L239 194L234 193V192H236V191H233L234 194H232V191H231L230 193H231L232 195L229 193V194H230V197H229V194H226L227 192H225V190L218 189V185L221 184V182H223ZM230 181H231V182H230ZM67 182H66V184H67V186H68V183H67ZM71 182H69V184H70ZM78 182H79V181H78ZM83 182H84L83 180H82V182H81V179H80V182H79V183H75V181H74V184H76V185H74V187H77V188L80 187V189L76 190V188H75V189H73V190H74V191L76 190L77 192H78V191H79V192H80V191H81V192H85L84 190H86V189L88 188V186H86V189H85V188L83 187V186H84ZM97 182H98V181H97ZM72 183H73V182H72ZM72 183H71V187L73 188ZM84 183H85V182H84ZM252 183H253V184H252ZM61 184H62V185H61ZM78 184H79V185H78ZM86 184H87V180H86ZM88 184H89V182H88ZM212 184H213V185H212ZM81 185H82V188H83V189L81 188ZM250 185H251V186H250ZM67 186H66V187H67ZM215 186H216V187H215ZM253 186L255 187V192H256V193L254 192V188H253ZM69 187H70V185L68 186V188H69ZM245 187H246V188H245ZM68 188H67V189H68ZM89 188H90V187H89ZM89 188L87 189L88 191H90ZM250 188H251V190L253 189V192H250V191H249ZM16 189H17V187L14 186V187L11 188V190H10V193H12V192H13V193H12V194L9 193L10 195L8 194V197L10 196L11 199L14 198V201L12 200L13 202H11V201H10L11 199H10V197H9V201H10L11 205H14L15 203H16V205H17V204H18V203H17L18 200H22V199H24V197H25L27 194H29V193H24V191H22L21 189H18V191L20 190L19 192H21V191L23 192V193L21 192L22 194H24V195L26 194V195L24 196V195H22L21 193L17 192ZM67 189H66V190H67ZM70 189H71V188H69V189L67 190V192H66V191H65V192L68 193L69 195H70L71 192H72V194H73L74 196H76L77 193H75V194H76V195H75V194L73 193V191H70ZM81 189H82V190H81ZM217 189L220 190V192H217V193H216ZM243 189H244V192H245L246 189H247V191H249V192H245V193H244V192H243ZM87 190H86L85 193H86V194L88 193V195L91 196V198L88 199L90 203L92 202V200H94L95 204H97V205H99V206H104L106 202H107V203H106V205H105V208H106V206H107L108 204H109V205L107 206V208L110 206L111 203H108V201H105V203H104V200H101V201H103V203L101 202L102 205H100V202H99L100 199H98V198H100V197L97 196V193L94 192L93 190H91L92 192H91V191H90V192H91L92 195L96 194L95 196H92V195L90 194V192H87ZM240 190H241V189H240ZM179 191H180V190H179ZM195 191H196V190H195ZM223 191H224V192H223ZM16 192H17V193H16ZM48 192H49V190H48ZM62 192H60V193L57 192V196L55 195L56 199H53V200L51 199L50 201L53 202L54 200H56L55 202H57V200L59 201V200L62 198V199H63L62 202L64 203V202H65L64 199H66V195H67V194L64 193V194H66V195H64ZM79 192H78V194H79ZM180 192H181V194H182L183 190H181ZM196 192H197V191H196ZM241 192H243L244 194H242ZM257 192H258V193H257ZM262 192H264V191H262ZM61 193L63 194V195H61V196H65V197H60V196H59V197H60V199H59V198H58V195L61 194ZM178 193H179V192H178ZM183 193H184V192H183ZM185 193H186V192H185ZM185 193H184V194H185ZM191 193H192V194H191ZM191 193H190V195H191L192 198H193V196L196 195V193H194V191L191 192ZM193 193H194V195H193ZM220 193H223L224 195H228L227 198H226V196H224V197H223V196H220V197H219V194H220ZM18 194H19V196L21 195V197H20L21 199H20V198H18V199L15 198ZM53 194H52V195H53ZM176 194H177V192L175 193V195H174L173 197H177V196L179 195V194H177V195H176ZM197 194H198V192H197ZM216 194H217V195H216ZM248 194H249V195H248ZM14 195H15V196H14ZM182 195H183V194H182ZM221 195H222V194H221ZM260 195L262 196L261 199H263V201H264V196H263L264 194H263V195L260 194ZM13 196H14V197H13ZM19 196H17V197H19ZM67 196H68V195H67ZM71 196H72V195H71ZM71 196H70V197H67L68 199L66 200V201H68L67 204L69 203L70 205H72V204H71L72 202L70 203V201H69V200L71 199ZM96 196H97L98 198H97ZM180 196H181V195H180ZM180 196H179V199H180ZM183 196H184V195H183ZM183 196H181V197H183ZM191 196H190V197H191ZM245 196H244V198H245ZM0 197H1L0 199H2V198L4 197V200L2 199L3 202H4V204H5V201L9 203V201H7V200H8V197H7V196H1V195H0ZM55 197L53 196V198H55ZM184 197H185V196H184ZM184 197H183V198H184ZM196 197H197V196H196ZM198 197H199V196H198ZM198 197H197V199H194V201L197 200V201H195V203L198 204V203H199L198 200H200V199H201L202 201H204L202 197L199 198V199H198ZM239 197H240V196H239ZM239 197H238V198H239ZM5 198H6L7 200H6ZM25 198H26V197H25ZM57 198H58V199H57ZM72 198H73V197H72ZM92 198H93V199H92ZM96 198L98 199V202H99V203H96V202H97V199H96ZM183 198H182V199H183ZM194 198H195V197H194ZM244 198H242V199H244ZM246 198L244 199L245 201H246ZM250 198H251V200L253 199L252 196H251V197L249 196V199H250ZM256 198H257V196H256ZM15 199H17V200H15ZM74 199H75V197H74ZM74 199H73V200H74ZM90 199H92V200H90ZM101 199H102V198H101ZM174 199H175V198H174ZM179 199L177 198L176 200H179ZM239 199H241V197H240ZM239 199H238V200H239ZM258 199H259V198H258ZM258 199H256V200H258ZM95 200H96V201H95ZM228 200H230V202H231V198L228 199ZM244 200H243V201H244ZM251 200H250V201H251ZM0 201H1V200H0ZM23 201H25V200H23ZM50 201H49V202H50ZM60 201H61V200H60ZM226 201H227V200H226ZM235 201L233 202V200H232V203H235ZM239 201L241 202L242 200H239ZM254 201H255V200H254ZM258 201H259L260 203L262 202V201H260V200H258ZM258 201H257V202H258ZM3 202H1L0 206H3V205H4ZM49 202H47L48 205H47L46 203H45V205H47V207L49 206V208H51L52 206L50 207V205H51L52 202H51V203H49ZM219 202H220V201H219ZM227 202H229V201H227ZM227 202L224 203V204L228 205ZM236 202H237V201H236ZM240 202H239V203H240ZM247 202H248V199H247ZM251 202H252V201H251ZM257 202H256V201L254 202V203L256 204V208H257V206H258V207L260 206L259 208H261L262 203H261L260 205H258L259 202H258V203H257ZM13 203H14V204H13ZM21 203H22V202H20L19 204L21 205ZM65 203H66V202H65ZM217 203H218V199H217ZM239 203H238V205H237V206H238L237 208L241 207V209H242V207L245 208V207H247V206H248V207H247L248 209L251 208V206L249 207L248 204H247V205H244V204H246V203H244V204H241V203H240L241 206H240ZM248 203L251 204L250 202H248ZM252 203H253V202H252ZM59 204H62V203L60 202ZM59 204H58V205H59ZM92 204H94V203H92ZM92 204H91V205H92ZM199 204H200V203H199ZM214 204L216 205V203H214ZM219 204H220V203H219ZM224 204H223L222 207H224V209H225V208L227 209V206L225 205V206H226V207H225ZM91 205L89 204L90 207H91ZM215 205H214V208H212L214 211H212V214H211V213H210V214L214 216V212H216V213H221V215H222V212L220 211V210H221V209H220V208H221V205H220V207H219L220 210H218L219 212H218L217 210H215L216 207H217V209H218V206H219V205H218V204H217V206H215ZM234 205L236 206V204H234ZM234 205H232V204L230 205V204H229L230 207H232V206L234 207L233 209H237V208H235ZM243 205H244V206H243ZM14 206H15V205H14ZM17 206H18V205H17ZM200 206H201V205H200ZM229 206H228V209L230 210ZM253 207H254V206H253V204H252V208H253ZM105 208H104V209H105ZM203 208H204V207H203ZM203 208H200V212L202 211ZM247 208H246V209H247ZM256 208H255V209H256ZM51 209H52V208H51ZM104 209H103V210H104ZM205 209H207V208H205ZM228 209H227L226 212H228ZM233 209H232V210H233ZM246 209H244V210H246ZM47 210H48V208H47ZM49 210H50V209H49ZM107 210H108V209H107ZM107 210H106V212H107ZM232 210H231V211H232ZM242 210H243V209H242ZM253 210H254V209H253ZM256 210H258V208H257ZM256 210H255V212H256ZM198 211H199V210H198ZM204 211H205V210L203 209V212H204ZM208 211L211 212L210 209H209V210L207 209V213H208ZM222 211L224 212L225 210L222 209ZM238 211H240V208H239ZM259 211H260V215H261V213H263V212H261V211H262L261 209H260ZM104 212H105V211H103V213H104ZM192 212H194V211H191L190 213H187V214H189L190 216H192V215H191ZM195 212H196V211H195ZM226 212H225V213H226ZM229 212H230V211H229ZM103 213H102V214H103ZM204 213H206V211H205ZM181 214H183V213H181ZM181 214H180V216L182 217ZM187 214L184 213L183 215H187ZM195 214L197 215V212L194 213V215H195ZM198 214H199V212H198ZM200 214H201V215H200L201 219L203 218L202 220H199V218H198L199 215H197L198 217H197V216H193V217H195V218L197 217V220H199L200 222H196L197 220H196L195 218H194V220H191V218H193V217H190V221H194L195 224L192 225V229L190 228V231H191V232H189V231H188V232H189V234H191V235L193 234V235L195 236V233H193V232L196 231V228L199 229V228L201 227L200 229H202V230H201L200 232H203V231L205 232V237H204V239H203V240H204L203 243H205L206 245H208V242H209V241L212 242L213 237H215V235H216V234H215L216 231L214 232L213 230H217V226H216V224H215L212 220L216 218V215H217V214H215L214 217H212L210 214H208V216H207V214H205V215L207 216V217H206L202 212H201ZM202 214H203L204 217H206V218L202 217V216H203ZM223 214H224V213H223ZM226 214H227V213H226ZM226 214H225V215H226ZM67 215H69V214H67ZM104 215H105V214H103V217H104ZM164 215L167 216V214H164ZM168 215H169V214H168ZM218 215H219V214H218ZM218 215H217V217H218ZM221 215H219L220 217H218L217 220H219V219L222 217ZM228 215H229V213H228ZM105 216H106V215H105ZM99 217L102 218V216L100 215V213H99ZM168 217H169V216H168ZM168 217H165V216L163 217V216H162V218H163L162 220H164L165 218H168ZM226 217L230 219V217H228L227 215H226ZM109 218H110V217H109ZM184 218H185V216H184ZM211 218H212V220H211ZM224 218H225V217H224ZM227 218H225V219H227ZM244 218H245V217H244ZM248 218H249V217H248ZM248 218H246V219L248 220ZM104 219L107 220V221H106V220H103V219H102L103 222H106V223H107V225H108V224H109V225L111 224V225H110L111 227H110V226H109V227H106L107 225H105L104 223H102V220L100 221L101 225H103L102 228H103L104 225H105V228H104V229L100 228V229H102V230L100 231V233L103 232V236L106 237L107 235H109V234H111V233L113 232L112 230L117 226L116 224H118V222L114 224V222H113V221L115 220L114 217L112 218V219H114L113 221L110 219L113 223H111V221H109L110 223H108V219H107V217L104 218ZM160 219H161V216H160L159 220H160ZM186 219L188 220V215L186 216ZM186 219H185L184 224H186ZM249 219H250V218H249ZM159 220H157V222H161V221H159ZM215 220H216V219H215ZM222 221L224 222V224L227 222V221L224 220L223 218H222V220L220 219V221H218V222L221 223ZM228 221H230V223H232V222H231L232 219H230V220H228ZM157 222H155V223H157ZM163 222H164V221H163ZM180 222H183V221H180ZM211 222L215 225L216 228H214L213 224H211L212 226L210 225ZM216 222H217V221H216ZM218 222H217V224H218ZM155 223H154V224H155ZM161 223H162V222H161ZM161 223H160V224H161ZM164 223H165V222H164ZM164 223H163V224H164ZM199 223H200V224H199ZM206 223H207V224H206ZM184 224H182V226H185ZM112 225H116V226L112 227ZM156 225H157V224H156ZM156 225L154 226V227H156V232H157L158 229H159V231L163 232V230H160V228L157 229L158 226H156ZM161 225H162V224H161ZM164 225H165V224H164ZM164 225H162V226H164ZM187 225H188V223H187ZM187 225H186V226H187ZM196 225H198V226H196ZM205 225L207 226L206 229H205ZM209 225H210L211 227H213V228L211 229V227H210L209 232H208L207 229H208V226H209ZM231 225H232V226H231V227H232L231 229H233V224H231ZM162 226H161V227H162ZM194 226H195V227H194ZM203 226H204V227H203ZM222 226H223V227H224V226L227 227L228 224H227V225H223V223H222L221 227L218 226V228L221 229V228H223ZM229 226H230V225H229ZM202 227H203V228H202ZM107 228H111V230H109V229H108V230H109V231H112V232L110 233V232L107 230V231L109 232V233H108V232L106 231ZM112 228H113V229H112ZM162 228L165 230V226L162 227ZM184 228H185V227H183V229H184ZM186 228H187V227H186ZM227 228H229V227H227ZM150 229H155V228L151 227ZM204 229L207 230V232H206ZM229 229H230V228H229ZM104 230H105L106 233H108V234H105V231H104ZM184 230H185V229H184ZM186 230H187V229H186ZM193 230H194V231H193ZM181 231H183L182 228H181ZM198 231H199V230H198ZM198 231H197V232H198ZM217 231H219V229H218ZM150 232H151V230H150ZM150 232H148V235H149ZM152 232H154V230H153ZM152 232H151V234H152ZM164 232H165V231H164ZM184 232H185V231H184ZM197 232H196V233H197ZM211 232H213V233H211ZM233 232H234V233H233ZM159 233H160V232H159ZM159 233H158V234H159ZM181 233H183V232H181ZM198 233H199V232H198ZM198 233H197L196 235H198ZM231 233L233 234V237H236V238L241 237V236L239 235V233H237L236 229H234V231H231ZM156 234H157V233H156ZM158 234L156 235L157 240H158V241H157V242H158V244H157V248H158V250H160L159 252L162 254V255H161L162 257L160 258V260H163V261H166V262L171 261V264H178L179 261H180V262L182 261V262L179 263V264H182V263H183V264H185V263L187 264V262H188V263H191L192 260L194 261V259H196V258H194L193 256H190L192 253H189V256L185 257V259L182 258V260L180 259L181 257H179V256H178V257L175 256V257L172 258V259H168V257L166 256V254H164V252L166 251V247L168 248L170 245H171V247H172L173 245H172V244H169V243H170V242H169L170 240L166 241V239H165L166 242H163L164 240H162V239H164L165 237H167V239L169 238L168 235H167L166 233H164V234L166 235L164 238L162 237V236H163V235H162L163 233L159 234V235H162V236H160V237H162V239L159 237ZM189 234H188L187 236H185L186 238L184 237V238L182 239V241H183V240H188L189 245H190V250H193V249H195V248L191 249V246H196V245L199 246L200 243H201L202 241H196V239L193 238L194 236L192 235V237H191V235H189ZM237 234H238V235H237ZM113 235H114V234H113ZM152 235L155 237V233H153ZM236 235H237V236H236ZM99 236H100V237H98V238H100V239L103 238V237L101 236V234H99ZM216 236H217V235H216ZM82 237H83V236H82ZM82 237H81V238H82ZM101 237H102V238H101ZM108 237H109V236H108ZM108 237H107V238H108ZM217 237H218V236H217ZM217 237H215L214 240H215V239H216V241L219 240V238H217ZM98 238H97V241H98V242H97V241H95V242L99 244V243H101V240L98 239ZM107 238H105V239H107ZM111 238H113V237L111 236V237L108 238L109 241H110V240H113V239H111ZM128 238H129V237H128ZM93 239H94V238H93ZM103 239H104V238H103ZM103 239H102V241H103ZM105 239H104V241L106 242ZM170 239H171V238H170ZM192 239L195 240V241H194V242H196L195 245H193L194 243L192 242V241H193ZM82 240H84V242H86V243L83 242V244L81 243V244H79V246L82 245V247L84 248V247H86V245L88 246V243H90L92 246L89 244V247L91 246V247L94 248V245H93L94 240H92V241H93V242H92V241H89L88 239L86 240L85 237H84V239H82ZM143 240H144V239H143ZM161 240H162V242H161ZM241 240H242V239H241ZM87 241H89V242L87 243ZM99 241H100V242H99ZM104 241H103L102 243H104ZM107 241H108V240H107ZM109 241H108V242H109ZM140 241H141V242H140ZM140 241L138 242V245H139V246H142L143 249L141 248V249H142L141 253H144V252H145V248H146V246H145L146 243L144 242V243H143L144 245H143V244H141V243H142V240H140ZM144 241H145V240H144ZM190 241L192 242V245H191ZM206 241H208V242H206ZM248 241H249V240H244L245 244H246ZM250 241H251V240H250ZM79 242H80V241H79ZM112 242H115V244L117 245V243H119L120 240H119L118 242H116V239H115V237H114V240H113ZM168 242H169V243H168ZM242 242H243V241H242ZM96 243H95V245H97ZM106 243H107V242H106ZM164 243H165V245L163 246ZM107 244H108V243H107ZM107 244L104 243L103 245H106L107 248H108V250H111L112 248H110V246H111L112 244H111V243H109V244H111V245H109V244L107 245ZM119 244H120V243H119ZM119 244H118V247H120ZM168 244H169V245H168ZM245 244L241 243V241H240V243H239V248L242 249V248L244 247ZM83 245H84V246H83ZM101 245H102V244H101ZM101 245H98V246H101ZM103 245H102V246H103ZM206 245H205V246H206ZM53 246H54L53 249H52L53 252H55V248L57 249L56 251H58V248H57L58 246H57V247H55V245H53ZM106 246H104V247H106ZM112 246H114V245H112ZM112 246H111V247H112ZM143 246H144V247H143ZM82 247H81V248H82ZM89 247H86V248H89ZM116 247H117V246H116ZM116 247L114 246V248H116ZM83 248H82V249H83ZM86 248H85V249H86ZM107 248H106V249H107ZM109 248H110V249H109ZM203 248H205V247H203ZM206 248H207V247H206ZM211 248H213V247H211ZM90 249H91V248H90ZM94 249H96V248H94ZM168 249H170V247H169ZM213 249H214V248H213ZM161 251H162V252H161ZM30 253H31V255H30L31 257H32V254H33V258L36 256V255H35V252L32 253V252L30 251ZM34 255H35V256H34ZM36 257H37V256H36ZM163 257H164V259H163ZM166 257H167V258H166ZM192 257H193V258H192ZM170 258H171V257H170ZM257 258H259V257L257 256ZM34 259H36V258H34ZM174 261H175V262H174ZM184 261H185V262H184ZM48 262H51V263H52L53 260L49 259Z\"/></svg>",
    "mask_w": 264,
    "mask_h": 264
},
{
    "label": "snow or ice",
    "instance_id": "snow-or-ice-1",
    "mask_svg": "<svg viewBox=\"0 0 264 264\" xmlns=\"http://www.w3.org/2000/svg\"><path fill=\"white\" fill-rule=\"evenodd\" d=\"M183 6L181 0L171 5L177 9ZM133 7L139 6L129 0L116 3H105L104 0L96 3H85L84 0H7L0 4V101L14 98L22 108L17 121H31L48 110H60L83 102L94 97L98 89H113L121 80L131 78V71L123 72L120 77L111 74L120 72L123 65H98L113 55L125 38L138 32V25L134 23L137 18L130 14ZM145 8L148 10L143 21L150 24L156 13L150 10L151 6L145 5ZM220 8L222 18L210 25L215 35L206 39L218 42L222 50L253 42L256 36L264 40V0H229ZM65 66L74 70L71 77L61 74ZM81 69L91 78H85ZM235 72L252 83L244 67L236 68ZM67 80L76 82L73 85L75 91L66 89L64 82ZM3 118L11 122L12 115L8 113ZM33 171L28 174L32 175ZM75 213L84 226V236L91 241L95 230L100 227L99 218L80 209H75ZM142 219L133 214L120 221L119 226H127L125 237L135 238L143 234L145 225ZM54 235L57 242L68 245L67 251L72 257L68 260L61 258L55 264H88L84 256L73 252L71 241L75 237L68 227L56 230ZM257 236L259 246L234 260L233 253L239 251L240 240L250 241ZM35 264L46 262L37 261ZM218 264H264V223L258 233L252 228L242 237L226 239Z\"/></svg>",
    "mask_w": 264,
    "mask_h": 264
}]
</instances>
